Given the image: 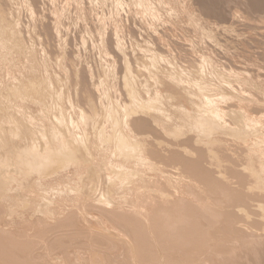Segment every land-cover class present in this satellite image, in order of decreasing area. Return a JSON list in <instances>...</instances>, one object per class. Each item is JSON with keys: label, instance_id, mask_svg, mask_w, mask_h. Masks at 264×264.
Masks as SVG:
<instances>
[{"label": "rangeland", "instance_id": "1", "mask_svg": "<svg viewBox=\"0 0 264 264\" xmlns=\"http://www.w3.org/2000/svg\"><path fill=\"white\" fill-rule=\"evenodd\" d=\"M73 2V4H71ZM237 11V12H236ZM236 13H237V15H236ZM141 14V16H139ZM237 16H238V18H237ZM141 17V18H140ZM0 18L2 19L1 21H0V56H1V64L3 63L4 65H5V67H6V69L4 70V65L2 66L1 64H0V83L2 82L3 84H4V86L7 88H5V87H0V104H3L4 106H6V108H8V109H6L5 107H4V110L3 111H0V113H1V115H0V120H1V118H3L0 122V134L2 135V133H5V135L7 134L6 133V130H8L9 129V127H11L10 129H12V127H13V129H15V131L17 132V135H18V130H19V135L16 137V135H15V137H16V139L13 137V145H12V148H15L16 147V149L17 150H19L20 151V149H21V151H22V149H25V147H26V145L27 146H29V144L31 143L30 141H31V138H30V136L26 133L27 132V130L25 131V129H26V127L28 128H30V123H28V121L30 120V119H32L34 116L36 117V119H38V122H37V124H35L34 122V124L32 125V123H31V128L30 129H32V130H38V131H36L38 134L40 133V132H44L45 133V131L47 130V132L46 133H48L47 135H49L50 133H51V130L49 129V127L51 128L52 126H51V120L54 118V119H56L55 121H57V122H55V124L56 125H58V127H59V130L60 131H64L65 132V130L63 129V127L62 126H64V124H66V123H68L69 122V120H71L72 122H74L75 124H76V128H74V129H70L71 130V132H73V131H75L76 132V134H75V132H74V134L76 135V137H77V139L78 140H82L83 141V139L84 138H87L88 140H87V147H88V151H89V153L91 154V160L93 161L94 159V164H93V166H96V164H97V168L96 167H94L95 169H96V171L98 172V178L100 179V184H101V186H100V184H99V180H97L95 183H93V184H91L90 186H88V187H90V190H92L91 191V194H90V196H87V195H85V196H87V199H84V198H82L84 195H79V197H76L75 195H73L74 193V191L75 192H77V188H79V183H77V185L78 186H75V183L76 182H78V180L81 178V176L83 177V178H85V174H84V172L85 171H80L81 172V175H79L80 173H76V174H78V175H74L73 173V170H72V166L73 165H71V166H69L68 167V169L67 170H69V173L66 175V174H63V177H64V175H65V177H67L68 179V181H69V178L71 177V181L73 182V180H72V178L74 179V185H72L71 184V181H70V184L72 185V187L70 186V184H69V182H68V184H69V187H68V190L70 189V191H72V195L70 194L71 192H69V191H65V189L67 190V186H65V185H63L62 184V182H67V180L66 179H59L58 181L56 180L57 178H55L56 176H57V174L55 175H51V177H48V178H46V180H44L43 179V176H42V174H39L40 176H41V178L40 177H38L39 175H38V173L37 174H32L31 176H28V177H26V180H25V178L24 177H22V178H24V179H21V178H19V179H21V180H19V181H15V183L13 182V183H11L12 185H10V186H8L9 188H8V192H7V197L6 198H8L9 197V195H11V197H9L8 199V201H10L11 200V198H13V201L15 200L14 198H16L17 197V200H15V201H17V203H18V205H14L13 206V211H12V213H7V216L8 217H6V216H4L3 217V220L5 221H7L6 222V226H7V228H6V226H5V228L3 227V229H4V231L6 230L7 232H8V230L10 231V232H12L14 235H16V236H22V235H25V237H28L29 239H30V242H32V241H34L35 240V230H34V228H33V231L32 230H28V228L29 229H31L30 228V226L28 227L27 226V224H24L25 223V221L26 222H29V223H34V221H40V219H43L44 218V222L43 221H40V222H42V223H45L46 224V222H47V224L48 223H50L51 225H53V226H56V228H57V231L59 230V229H61L62 231L63 230H66L65 232H67V234H70L69 233V230L68 229H70V228H72V230H73V232H72V230L70 229V231H71V233H74L75 231V234H77L78 233V231L79 232H81V233H79V234H81V235H83L82 236V238H78V237H76V236H80V235H75V234H71L73 237H76L75 239L71 236L70 238L71 239H73L72 241H71V244H73L74 243V240H75V242H76V244H75V246H74V244H73V246L74 247H76V246H80L81 244H82V242H83V240H84V244H85V241H86V244L88 243V245L86 246V248H84L83 249V247H84V244H82L83 246H78V247H76L77 249H79V248H81V249H83L84 251V254L86 253V251H87V253L84 255L83 254V252L82 251H79V250H77L76 248H74V247H71L70 248V246L67 248L68 250H69V248L70 249H72V251H73V253L75 254V253H79L78 255H83V256H81L82 258H86V257H90V255L92 254V248L94 247L95 248V246L97 247V246H100V247H98V248H100V250H102L101 249V247L103 248V249H105V250H103L102 252H106L107 254L109 253V254H111L112 256L114 255V254H116L117 253V251H118V253L117 254H121V252H122V250L124 249V247H125V249L126 248H132V246L131 245H134L135 244V242L136 241H138V240H136V238L135 239H133L134 237H131L132 238V240L134 241V240H136V241H134L133 243H132V240H131V238H129V236H127V234L125 233V232H127L128 230V232H130V230L132 229L131 228V225H130V229H128L129 227V225L127 226V227H125V225H123L124 223H123V221H122V225L123 226H120V227H122V229L121 228H119V227H117V231H115V229L114 228H116L115 226V224L113 225V224H111L112 222H111V217L112 216H110V213H111V215H114L117 211H119V212H122V213H119V212H117L116 214H117V217H120V218H123V217H121L124 213H128V211H130L129 212V214H127L126 213V217L129 215H132V211H133V213L134 214H137V213H139L140 211L137 209V207H135V206H133L134 207V209H131V208H133L132 207V203L134 202L133 201V199H132V195L131 194H129V192L128 191H126V188H124V186H126V185H128V186H126L127 187V190H129V191H131L132 189V187H133V183H132V181L129 179V183H128V181L125 183V184H118L117 182H116V177H114V173H117V171L118 170H121V169H117V167H119L118 165L119 164H121V163H119L118 164V161H117V159L115 160V162L117 161V163H115L114 161L112 162V161H109L108 159L110 158V160H113V159H115V158H117L114 154L112 155V153L111 152H114L113 150V147L110 145V147L109 148H107L106 146H109V145H107V143H105L104 145H105V147H104V145H102V143H99V141L100 142H102L101 140H104L105 139V137L106 136H108L109 135V132H107L108 130H107V128L109 127L108 125H111V121L110 120H108L107 119V114L106 113H108V109L109 110H111V109H113V108H118V109H120L119 111H120V113H121V110L124 108V106H128L130 109L132 108H135L136 106H139V104H140V102H143V101H152L153 103H154V100H156L155 101V107L156 108H158V109H160V113H157V112H155L156 110L155 109H152L151 111H150V113H148L147 115H145V114H141L142 116H145V118L146 119H144V118H142L141 116H140V113H136V114H133V115H130V116H128V118H124L123 119V121H122V124L123 123H129V121L130 120H132L128 125H130V126H133V131H137V130H139L140 132L141 131H143V129H144V131L143 132H141V133H147V131H149V133H153L152 135L151 134H146L145 136L147 137V139H149V141H151V142H148V143H146V144H148L147 146H148V148H149V150H150V148H151V151H154V152H159L160 150L158 149L159 147H160V149L162 148H164V151L161 149V154H163L164 155V158H167V159H161L162 157H163V155H161L160 154V152H159V157L157 156L156 158V160L158 161V158L160 159V160H162V162L161 163H166V161H168L169 162V164L168 163H166L167 165H170L171 163L170 162H172L173 163V161L172 160H174V162H179L180 160H181V158H183V160L185 161H183V164H185V163H187V162H190V163H188L189 165H186V169L188 168L187 166H191L190 168H188L186 171L187 172H189V169L191 170V172H190V174L191 173H193V171H194V174H193V176L194 177H196L197 176V174L198 173H195V172H199L198 171V169H197V167L200 165V161L198 162V160H200V159H202L201 160V163H202V161L204 162V161H207V159L206 158H204V160H203V156H204V154H203V152H204V150L201 148V146L204 148V146L203 145H201V146H199V147H197L196 148V150H193V149H195V146H193V147H191V148H188V150H192L191 152H193L194 151V153H191V154H184V155H188L189 156V159H193V162L195 161V159H194V157H196L198 160L196 161V164H195V162H194V164H195V168L196 169H193L194 168V166H192L193 165V162L191 161V160H189L187 157L185 158V156L183 157L182 155H183V153L180 151V149H178V148H175L174 147V150H175V152H177L178 150H179V152H177L176 153V155H178V153H180L181 152V154H179V156H176V157H174L175 155H173V154H175V152L174 151H172V149H173V146L171 147V146H169V144L171 145V144H173L174 142H175V140H177L176 141V143L177 142H182V140L184 139V140H186V139H188V137H189V139L190 138H193L194 137V135H197V132L192 128V127H190L189 126V124L188 123H186V118L191 122V117L194 115V111H197V108L199 107V106H202V97L204 96V97H206V98H208L209 100H211L212 99V101H215V103L218 105H216L217 107H218V110L219 111H222V116H225V117H227L228 118V120H227V118L225 119L224 117V120H223V118L221 119V123H220V125L223 123L224 125H221V126H223L222 128H223V130H219L218 129V131L215 133V134H213L212 135V138H216L217 139V137L216 136H218V139H217V141L219 142V138H220V142L221 143H226V141H227V144H229V143H232V144H229L228 146H227V144L225 145V144H221V146H220V143H218L217 142V145H216V143L215 144H213V148H220V149H218V151H217V149H213L212 148V151L213 152H216V154H217V152H218V154H220L221 155V158L224 160H221L222 162H224V163H222L221 161H220V155L218 156V154H217V157L218 158H220L218 161H220L221 163H222V165H219L220 163H217V160H216V162H215V164L217 165H219V167L220 166H224L223 164H225V162L227 163V166H226V164H225V167L224 168H226V167H228L227 169H225L224 171L226 172V173H224L223 171H221L222 169H224L223 167H222V169H221V167H220V169L221 170H218V167L217 166H215V167H217L216 169H215V167H214V165L215 164H209L210 162L209 161H207L208 163V166L209 165H211V166H213L214 167V169L213 168H211V166L209 167L210 169H212V171L213 170H215V172H217V171H219L218 172V175H217V173H215L214 171V173L213 172H209V171H211L210 169H206V162H204V164H205V166L203 165V167L205 168H203V170H202V168H199V169H201L200 170V173L198 174L199 175V177H202V176H204V179L206 178L205 176H207V177H210L209 179H205L207 182V184L209 185V183L211 182V184L212 185H214V184H216L215 185V187L217 188V186H218V188H219V186L221 187V185H222V188L223 189H225L224 190V192L226 191V193L225 194H228V192H230L229 193V195H223V198H224V200H220V199H222V195H221V193L217 190V189H215V188H213V186H212V189L211 190H213V189H215L216 191H217V193L219 194V196L220 197H218L217 195V193H216V191H215V193H214V195H213V193H209L208 192V194H203V191H204V193H206L207 191H208V189L204 186L203 187V189L204 188H206V192H205V190H203V189H199L200 187H197L198 185H200L199 183L196 185V184H194L196 187H197V189L198 190H195L194 189V187L193 186H191V188H190V191H188V192H190L188 195H192L193 196V192H194V194L197 196V194H198V196H197V198H200V199H203V200H205V198H208L207 199V201H210V202H206V207L208 206V208H204L202 211H204V210H206V211H204L203 212V214L205 213V217L207 216V214L209 215V214H211V215H209L210 216V218L208 219L207 217L206 218H204V216H202V218H203V220H202V218H201V221L199 220L198 221V223H202V225H204V226H206L205 224H203V221L204 222H206L207 223V221H205L204 219H207L208 220V222H209V220H211V218H212V220L214 219H216V216H217V219L216 220H218V218H220L221 217V219H219L218 220V222H216V220L214 221L215 222V224L216 223H219V225L221 224V223H223L224 222V219L225 218H228V219H225V220H228L227 222L225 221L222 225H218V224H214L213 223V221L211 220L210 222H209V224L207 225V226H210L211 227V231H210V227H208L207 228V226L206 227H203L205 230H207V229H209V230H207V233L209 232V233H212L213 235L215 234V232L217 233V235H218V233H219V235L220 236H223L222 237V239H223V241H225L226 240V244L228 245V248H229V245H230V247L232 246V248H233V246H236V242L233 240L232 242L229 240V238H231V237H233V236H236V234L237 233H239V234H237V236L236 237H239V235H240V238L238 239V238H236V237H234V239H236V241H237V239L238 240H240L241 241V239H242V241L240 242V244L242 245V243H243V245L244 244H246L247 242V244L249 245L250 243L252 244V242H250L249 241V237H248V235L247 234H250L252 237V239H253V235L254 234H252V233H255V235L254 236H260V237H258V241L257 242H255V245H249V248H246V246H247V244L244 246L247 250H249L250 252L252 251V252H255V254L256 253H258V254H256V255H258L257 256V258L256 259H254V260H259V254H261L260 256V258L263 260L264 259V255H262V254H264L263 252H264V250H262V249H264V224H263V222H264V218H262V217H264V216H262V217H260V215L261 214H259V215H257L256 213H257V211H258V209H260V206H261V209H262V207H263V209L262 210H264V204H263V201H264V193H260L259 195L257 194L258 192H261L260 190H262L263 188H262V186H260V188H262V189H260V190H258L257 191V189L256 188H258V187H252V185L250 186L251 187V190H252V188H255L256 190H252V191H254L253 192V194H251L252 193V191L250 192V191H248V190H246L245 188H250L249 187V183L247 184V182H249L248 180L246 181V179H247V176L248 175H250V174H246L245 176L246 177H244L243 176V174L246 172V173H248V171H249V169L247 168V167H249L248 165H247V169H245V172H244V166H245V164L243 163V161L245 160V159H247L248 160V158H249V160L248 161H251V160H253V164L255 165L254 167H256V168H258L256 165L259 163V162H261L262 161V159L264 160V157L261 159V157H259L258 156V153L257 152H245V151H247L246 150V148L248 149L249 147H248V145L251 143L250 141H254L255 139L256 140H259V139H263V141H264V138H263V136H264V126H259V124H257L258 122L259 123H263V125H264V111H262V110H264V79H262V78H264V0H0ZM140 19H142L141 21H140ZM201 20H203L204 22H201ZM163 21V24L161 23ZM177 23H176V22ZM247 21H249V22H247ZM251 22V23H250ZM159 23V24H158ZM165 23V24H164ZM179 23V24H178ZM167 24V25H166ZM157 25H159L160 27L159 28H161L162 29V31H161V35H162V37H164L167 41H163V38L162 37H160L159 36V34H160V29L159 30H157ZM163 25V26H162ZM144 27V29H146V31L147 30H149L148 32H146L145 30H143V28H139V27ZM146 26H150L149 28L148 27H146ZM7 27H9L10 29L9 30H11V34H9L10 35V40L9 41H12V40H18V41H16V42H19L18 44L21 46H19V49H16L15 47H13V48H15L16 50H18V56L17 55H15V49H13V53H12V55L14 54V56H12V55H10L11 54V52H12V46H13V44L12 43H10L9 41L5 44V45H2V39H3V35L5 34V31H6V28ZM154 27V28H156V30H154V29H152V28ZM170 27H171V30H170ZM184 27H186V28H184ZM189 27V28H188ZM188 28V29H187ZM193 28V29H192ZM137 29V30H136ZM141 30V31H138V30ZM154 30V33L153 32H151L152 30ZM169 30V32H168V30ZM186 29L188 30L187 32H186ZM136 30V31H135ZM191 30L193 31V32H191ZM156 31V32H155ZM177 31H178V33H177ZM125 32H127V33H125ZM138 32H141L142 34H144L146 37H144V35H142L141 33H138ZM144 32V33H143ZM153 33V34H156V33H158L157 35H153V34H151V33ZM164 32V33H163ZM168 33V35H167V33ZM134 33V34H133ZM136 33V34H135ZM138 33V34H137ZM149 33V35H150V37H149V35L147 36V34ZM166 33V34H165ZM175 33V34H174ZM193 33V34H192ZM198 33V34H197ZM163 34H165V35H163ZM169 34H171V35H169ZM133 35V36H132ZM139 35H141V36H139L141 39H138L139 37L138 36ZM191 35L193 36V37H191ZM132 36V37H131ZM135 36V37H134ZM157 36H158V39H159V41L157 40ZM177 36V37H176ZM181 36V37H180ZM189 36V37H188ZM149 37V38H148ZM168 37H169V41H168ZM198 37V38H197ZM201 37V38H200ZM151 38V39H150ZM153 38V39H152ZM193 38H195L194 40H193ZM136 39H138L137 41H136ZM145 39V40H144ZM146 39H149V42H150V44H152V46L148 43V41H146ZM203 39V40H202ZM144 40V41H143ZM151 40V41H150ZM152 40H154V42H152ZM189 40V41H188ZM196 40V41H195ZM140 41L141 42H143V43H140ZM150 45L149 47H151V49L148 47V44H145L146 42ZM155 41H157L158 43H156ZM191 41V42H190ZM162 42V43H161ZM167 43L168 42V44H165V43ZM154 43V44H153ZM194 43V44H193ZM11 46V49H10V47H9V45ZM12 44V45H11ZM157 44H160V46L159 45H157ZM163 44V46H161ZM171 44V45H170ZM193 46H192V45ZM137 45V46H136ZM139 45H140V48L138 49L137 47H139ZM141 45H142V47L143 48H141ZM165 45V46H164ZM170 47H169V46ZM190 45V46H189ZM6 46H8L7 48H8V50H7V48L6 49H4ZM154 46V47H153ZM168 47V49H170V50H167V47ZM161 47H163V48H161ZM24 49V51H23V49ZM31 48V49H30ZM154 48V49H153ZM22 49V50H21ZM28 49H30V50H28ZM32 49H33V51H32ZM141 49V50H140ZM144 49V50H143ZM145 49H146V52H148V54H149V56H150V54H151V52L154 54V53H156L157 54V56H156V54L155 55H151L150 57L148 56V55H146V52H143V51H145ZM160 49H162V52H161V50ZM165 49V50H164ZM172 49V50H171ZM208 49V50H207ZM210 49V50H209ZM6 50V51H5ZM10 50V51H9ZM21 50V51H20ZM29 51V53L30 54H28L27 52ZM207 50V51H206ZM7 51H9V52H7ZM22 52L23 54L21 55V53L20 52ZM25 51H27V52H25ZM159 51V52H158ZM170 51V52H169ZM205 51V52H204ZM4 52H6L7 54L5 55L4 54ZM25 52V53H24ZM34 52V53H33ZM143 53L142 55L140 54V53ZM150 52V53H149ZM167 52H169V54L171 55H168V53ZM174 52V53H173ZM206 52H208V53H206ZM214 52L216 53V54H214ZM32 53V54H31ZM159 53L160 54H162L161 55V57H159L160 55H159ZM174 55H173V54ZM179 53V54H178ZM185 54V56H184V54ZM205 53H206V56H207V58H206V56H205ZM211 53H213V54H211ZM218 53V54H217ZM3 54H4V56H3ZM9 54V55H8ZM22 56H20V55ZM25 54V58H27L28 59V61H26L24 58H23V55ZM140 54V55H139ZM145 54V55H144ZM178 54V55H177ZM181 54H183V55H181ZM208 54V55H207ZM29 55V56H28ZM31 55V56H30ZM36 55V56H35ZM186 55L188 56V58L186 57ZM191 57H190V56ZM193 55H194V57H193ZM211 55H212V57H211ZM214 55V56H213ZM219 55V56H218ZM226 55V56H225ZM14 57L13 58V60H14V62H12L11 60H12V58H11V60H9V61H11V63H12V69H13V67H14V69L12 70L11 69V65L9 64L10 62L8 61V58H10V57ZM15 56H17L18 58H20V59H24L25 60V64L23 63V59H22V61L21 60H19V62L21 63H23V65H22V63H21V65H18V64H20V63H18L17 64V60H15L16 58H15ZM146 56V57H145ZM166 56V57H165ZM179 56V57H178ZM181 56H183V57H181ZM198 56H201V57H203V56H205V58L207 59L206 61H200L202 58H200V57H198ZM223 56V57H222ZM7 57V58H6ZM29 57V58H28ZM32 57V58H31ZM142 57V58H141ZM155 57V58H154ZM171 59H169V58ZM184 57H186L185 58V60H184ZM227 57V58H226ZM236 59H235V58ZM5 60H4V59ZM141 58V59H140ZM168 58V59H167ZM172 58H174L173 60H172ZM177 60H176V59ZM180 58H183V59H180ZM191 58V59H190ZM204 57H203V59H205ZM210 58H212V59H210ZM215 58V59H214ZM217 58V59H216ZM224 58V59H223ZM152 59V61L150 62V60ZM166 59V60H165ZM195 59V60H194ZM197 59V60H196ZM208 59H210V60H208ZM226 59V60H225ZM233 59H234V61H233ZM4 60V61H3ZM39 60V61H38ZM145 60L147 61L146 63H145ZM175 60V61H174ZM180 60V61H179ZM184 60V61H183ZM187 60H189V61H187ZM194 60V61H193ZM215 62H214V61ZM225 62H224V61ZM228 60V61H227ZM3 61V62H2ZM16 61V62H15ZM30 61V62H29ZM123 61V62H122ZM139 61V62H138ZM159 61H163V64H162V62H159ZM166 61V62H165ZM168 61V62H167ZM169 61H171V62H169ZM174 61V62H173ZM178 61V62H177ZM212 62V64H214L215 66H214V68L212 67L213 65L210 63V62ZM219 62V63H217V62ZM223 61V62H222ZM238 61V62H237ZM6 62V63H5ZM27 62H29V64L27 63ZM42 62V63H41ZM47 62H48V64H47ZM153 62V63H152ZM175 62H177V64L175 63ZM185 62V63H184ZM187 62V63H186ZM195 62V63H194ZM196 62H197V64H198V62H199V64L197 65L196 64ZM205 62V65H203V63ZM209 62V63H208ZM226 62H227V64H226ZM242 62V64L243 65H241L240 63ZM14 63H16L18 66H16ZM32 63H34L33 65H32ZM123 65H122V64ZM165 63V64H164ZM172 63V64H171ZM178 63H183V64H178ZM189 63H190V65H189ZM195 65H194V64ZM217 63V64H216ZM230 63V64H229ZM235 63V64H234ZM237 63H239V64H237ZM250 63V64H249ZM37 64H39V65H37ZM45 64V65H44ZM125 64V65H124ZM153 64V65H152ZM155 64V65H154ZM184 64H186V66L184 65ZM202 66H201V65ZM208 64H210V65H208ZM220 64V65H219ZM223 64V65H222ZM10 67H9V66ZM25 65V66H24ZM43 65H44V68L45 69H43L42 67H43ZM50 65V66H49ZM182 65H184V66H182ZM187 65H188V67H191L192 68V66H193V68L191 69V68H188L187 67ZM218 65V66H217ZM22 67L21 69H22V72H20L21 71V69H20V67ZM40 67V69H39V67ZM123 66V67H122ZM127 66H129V69H127L128 67ZM139 66L142 68V70H141V68L140 69H138L139 68ZM153 66V67H152ZM197 66H200V67H197ZM205 66V67H204ZM211 66V67H210ZM229 67V69L227 68V67ZM243 66V67H242ZM2 67V68H1ZM9 67V68H8ZM25 69H24V68ZM30 67V68H29ZM49 67V68H48ZM157 67V69H155ZM218 67V68H217ZM222 67H224V68H222ZM236 67V68H235ZM257 67V68H256ZM17 68H18V70H17ZM27 68V69H26ZM136 68V69H135ZM161 68V69H160ZM180 68V69H179ZM186 68H188V69H186ZM206 68H207V70H208V72L210 71V70H212V68L215 70H212V71H214V72H216V73H214V72H212V71H210V73L208 74V72H206L205 70H206ZM210 68V69H209ZM220 68H222V70H220ZM233 68H234V70H233ZM241 68V69H240ZM244 70H243V69ZM253 68V69H252ZM255 68V69H254ZM3 69V70H2ZM36 70V72H35V70ZM38 69H39V71H38ZM50 71H49V70ZM126 69H127V71H129V73H130V80H131V84H133L132 86H133V92L138 96V99H139V101L137 102V103H134V104H131V105H129V100H128V98L126 97V95H125V92H124V90L122 91V89H123V76L125 75V72H126ZM135 69V70H134ZM144 69L145 70H147V71H149L147 74H146V72L144 73ZM185 69V70H184ZM192 71H191V70ZM198 69V70H197ZM199 69H201V70H199ZM218 69L220 70V71H218ZM236 69V70H235ZM239 69V70H238ZM260 69V70H259ZM11 70V71H10ZM20 70V71H19ZM28 70V71H27ZM45 70V71H44ZM47 70H48V72H47ZM180 70H182V71H180ZM188 70V71H187ZM193 70H195V71H193ZM203 70H204V72H203ZM225 70V71H224ZM230 70H231V72H230ZM258 70V71H257ZM1 71H2V75H1ZM3 71L4 72H6V73H3ZM9 71V72H8ZM19 73V74H17V72ZM38 71V72H37ZM43 71H44V73H43ZM123 71H124V73H123ZM134 71V72H133ZM142 71V72H141ZM152 71H155V72H152V73H154L153 74V76L151 75L152 73L151 72ZM173 71V72H172ZM197 71V72H196ZM238 71V72H237ZM242 71V72H241ZM246 71H248V72H246ZM11 72H12V74H11ZM16 72V74H14ZM31 72V73H30ZM42 72V73H41ZM172 72V73H171ZM180 72V73H179ZM195 72V73H194ZM203 72V73H202ZM229 75V77H228V75L226 74V73ZM241 72V73H240ZM252 72V73H251ZM23 73H26L27 75H25V74H23ZM30 75H29V74ZM40 73H41V77H40ZM50 73H51V75H52V73H53V75H52V78H53V80L57 77L58 79H56V80H54V81H57V83L58 84H56L54 81V84L55 85H53V83H52V78L51 79H48V78H50L51 76H50ZM117 73V74H116ZM123 73V74H122ZM143 75H142V74ZM149 73H150V75H149ZM168 73V74H167ZM213 73V75H215V76H211V74ZM218 73V74H217ZM233 76V78L234 79H232V77L230 76V74ZM234 73V74H233ZM236 73V74H235ZM243 73V74H242ZM260 73V74H259ZM9 74V75H8ZM14 74V75H13ZM32 74H34V76L32 75ZM43 74V75H42ZM48 74V75H47ZM121 74H122V76H121ZM139 74H140V77H139ZM145 74V75H144ZM156 74H158L157 76H155ZM161 74V75H160ZM170 74V75H169ZM179 74V75H178ZM191 74V75H190ZM197 75V77L195 78L194 76L195 75ZM204 74V75H203ZM255 74V75H254ZM5 75V76H4ZM25 75V76H24ZM33 77H32V76ZM39 75V76H38ZM59 77H58V76ZM117 75H118V77L120 78H118L117 77ZM148 75V76H147ZM160 75V76H159ZM163 75H165V76H163ZM166 75H168V78H167V80H166ZM172 75V76H171ZM183 75V76H182ZM208 75H209V77H208ZM217 75H219V77H220V75H221V77H220V79H219V77L217 78ZM225 76L224 78H223V76ZM227 75V76H226ZM241 75V76H240ZM251 75V76H250ZM22 76V77H21ZM32 77L33 79H39V80H41V79H44L45 80V78L44 77H46V81H49V82H47V84L49 85V87H50V89L51 90H54L55 89V87H58V89H57V91H56V89L54 90L55 91V93H57L56 95L58 96V98H60V100L58 101V102H55V98H54V100H53V98L52 99H50L49 101L47 100L46 101V103L44 104V103H32V102H29V101H23V102H16V101H13V102H11V101H9V99H5V98H7V96H6V93H4L5 91L7 92L8 91V88H12L13 86H15L18 82H21L22 80H26L27 78L26 77ZM38 76V77H37ZM44 76V77H43ZM48 76H50V77H48ZM63 76V77H62ZM137 76V77H136ZM161 76L162 77H164L163 79H161ZM171 76V77H170ZM175 76V77H174ZM199 76V77H198ZM234 76H238V77H240L241 79L239 80V78L238 77H234ZM254 76H256V77H254ZM262 76V77H261ZM7 77V78H6ZM11 79H10V78ZM19 77V78H18ZM30 77V78H31ZM48 77V78H47ZM148 77V78H147ZM187 77V78H186ZM212 77H214V79L212 78ZM215 77L218 79H216L217 81H219V82H221V83H219L218 82V84H216L217 83V81L215 80ZM18 78V79H17ZM23 78V79H22ZM60 78V79H59ZM61 78H62V81L61 82H59V80H61ZM146 78V79H145ZM151 78V79H150ZM172 78L173 79V81H172V79L170 80V79ZM228 78V79H227ZM238 78V84L236 83L237 81H236V79ZM244 78V79H243ZM253 78V79H252ZM4 79V80H3ZM14 79V80H13ZM17 79V80H16ZM21 79V80H20ZM63 79L65 80V81H63ZM154 79V80H153ZM159 79V80H158ZM184 79V80H183ZM188 79H189V81H188ZM195 79H197V80H195ZM211 79V80H210ZM213 79V80H212ZM223 79V80H222ZM231 79H232V81H231ZM9 81V82H7V81ZM11 80V81H10ZM16 80V81H15ZM18 80H20V81H18ZM101 80V81H100ZM103 80V81H102ZM121 80V81H120ZM135 80H137V82L135 81ZM142 82H141V81ZM164 80H166V81H168V82H166V81H164ZM182 80V81H181ZM193 81V82H191V81ZM226 80V81H225ZM12 81H13V85H12ZM119 81V82H118ZM143 81H145V82H143ZM170 81H171V83H170ZM175 81H177L176 83H175ZM181 83V82H183L182 84H180L179 82ZM185 81V82H184ZM188 81V82H187ZM194 81H196V82H194ZM209 81V82H208ZM211 81V82H210ZM214 81H216V82H214ZM225 81V82H224ZM233 81H235V82H233ZM241 81V82H240ZM62 82L63 83H65V84H62ZM141 82V83H140ZM164 82V83H163ZM240 82V83H239ZM0 84V86H3V84ZM8 83H9V85H8ZM51 83V84H50ZM121 83V84H120ZM138 83V84H137ZM163 83V84H162ZM186 83V84H185ZM193 83V84H192ZM199 83V85H198V87L196 88L195 87V84H198ZM203 83H204V85L206 86V87H208V88H213V86H214V88L213 89H208V88H206V89H204L205 88V86L203 85ZM223 83V84H222ZM224 83L226 84V86H224ZM255 83V84H254ZM259 83V84H258ZM60 84V85H59ZM76 84V85H75ZM137 84V85H136ZM187 84H190V85H187ZM201 84H202V86H203V88H202V86H201ZM213 84H215V85H213ZM221 84V87H219L218 85H220ZM237 84V85H236ZM11 85V86H10ZM57 85V86H56ZM62 85H63V87H62ZM64 85L66 86V87H64ZM188 87H187V86ZM7 86H9V87H7ZM223 86H224V89H225V91H224V89H223ZM228 86H230V88H232V89H230ZM232 86V87H231ZM255 86H256V88H255ZM258 86V87H257ZM49 87L47 86L46 88H48L49 89ZM142 87H144V88H142ZM179 87V88H178ZM186 87V88H185ZM191 87H194V88H191ZM215 87H217V88H215ZM219 87V88H218ZM228 87V89H230V90H228V89H226ZM237 87V88H236ZM1 88L4 90H1ZM62 88V89H61ZM139 88V89H138ZM171 88V89H170ZM190 88V89H189ZM202 88V89H201ZM6 89V90H5ZM136 89V90H135ZM142 89V90H141ZM154 89V90H153ZM179 89V90H178ZM217 89V90H216ZM234 89V90H233ZM259 89V90H258ZM263 89V90H262ZM45 90L46 89H44V92H45ZM50 90V91H51ZM62 90H64V93H66V95H63L64 93H63V91ZM65 90H67V92L65 91ZM173 90V91H172ZM195 90V91H194ZM197 90V91H196ZM201 90V91H200ZM205 90H207V91H210L211 93L213 92V90H214V92L211 94L210 92H207V91H205ZM236 90V91H235ZM141 91V92H140ZM153 93H152V92ZM156 91V93H154ZM166 91V92H165ZM179 91V92H178ZM217 91V92H216ZM221 91V92H220ZM227 91L228 92H230V93H227ZM235 93H234V92ZM240 93H238V92ZM3 92V93H2ZM123 92V93H122ZM139 92V93H138ZM145 92V93H144ZM170 92V93H169ZM233 92V93H232ZM60 93H62V94H60ZM202 93V94H201ZM203 93H204V95H203ZM206 93V94H205ZM3 94H5V95H3ZM97 94H98V96H97ZM140 94V95H139ZM143 94V95H142ZM157 95V97H156V95ZM160 95V97H159V95ZM164 94V95H163ZM171 94V95H170ZM237 94V95H236ZM245 94H246V97H245ZM2 95V96H1ZM62 95V96H61ZM168 95H170V96H168ZM196 95V96H195ZM213 95V96H212ZM215 95V96H214ZM242 96V98H241V96ZM65 96H66V98H65ZM105 96V97H104ZM140 96H141V98H140ZM165 96V97H164ZM183 96V97H182ZM218 96H220L222 99H223V101H222V99L221 98H219ZM237 96H239V97H237ZM249 96V97H248ZM2 97V98H1ZM152 97V98H151ZM176 97V98H175ZM200 97V98H199ZM203 97V98H204ZM216 97H218L217 99L219 100V102H217V100H216V98L214 99V98ZM230 97V98H229ZM244 97V98H243ZM248 97V98H247ZM6 100L5 102H4V99ZM96 98H97V101H96ZM163 98V99H162ZM166 98V99H165ZM181 98V99H180ZM183 98V99H182ZM227 98H229V99H227L228 100V102L226 101V99ZM246 98V100H249L250 102H247V101H245L244 99ZM63 99H65V102H64V100ZM85 99H87V103L85 102L86 100ZM89 99V100H88ZM103 99H104V101H103ZM125 99H127V100H125ZM168 99H171V100H168ZM186 99V100H185ZM240 99V100H239ZM3 100V101H2ZM118 100V101H117ZM221 100V101H220ZM262 100H263V102H262ZM90 101V102H89ZM121 101H123L124 103H122ZM150 101V102H151ZM160 101V102H159ZM165 101V102H164ZM168 103H167V102ZM191 101V102H190ZM243 101V102H242ZM252 101H254V102H252ZM9 102V103H8ZM125 102H127V103H125ZM159 102V103H158ZM182 102V103H181ZM197 102V103H196ZM222 102L224 103V104H222ZM239 102V103H238ZM241 102V103H240ZM262 102V103H261ZM5 103V104H4ZM6 103H8V104H6ZM32 103V104H31ZM70 103V104H69ZM119 103V104H118ZM158 103V104H157ZM170 103V104H169ZM187 103V104H186ZM189 103H191V105L189 104ZM229 103V104H228ZM234 103V104H233ZM248 103V104H247ZM11 104H13L12 106H11ZM66 104H68V105H66ZM92 104H98V106L96 105H92ZM106 104V105H105ZM110 104H111V106H110ZM123 106H122V105ZM157 104V105H156ZM167 104V105H166ZM182 104V105H181ZM185 104V105H184ZM3 105H1L0 106V108H2L3 107ZM7 105H10L11 106V108L13 109L14 107L16 108V110L17 111H12V109L10 108V106H8L7 107ZM24 105V106H23ZM38 105H40V106H38ZM66 105V106H65ZM89 105V106H88ZM107 105H108V107H107ZM173 105V106H172ZM193 105V106H192ZM195 105H199L197 108H196V106ZM225 105V106H224ZM228 105H230V108H231V110H232V112L234 113L233 115H232V113H230L231 112V110H227V109H229V106ZM85 106V107H84ZM91 106H92V108H91ZM104 106V107H103ZM164 106V107H163ZM195 106V107H194ZM233 106H235V107H233ZM237 106V107H236ZM259 106H260V108H259ZM17 107H19L18 109H17ZM41 107V108H40ZM42 107H44V108H42ZM55 107V108H54ZM66 107V108H65ZM80 107V108H79ZM170 107V108H169ZM180 107V108H179ZM193 107V108H192ZM233 107V108H232ZM239 107H241V109L239 108ZM11 110H10V109ZM23 110H22V109ZM51 110H50V109ZM69 108H70V110H69ZM75 108V109H74ZM90 108V109H89ZM97 108H98V110H99V112H97ZM105 108V109H104ZM183 108V109H182ZM184 108H186V109H184ZM224 108V109H223ZM243 108V109H242ZM253 108V109H252ZM258 108V109H257ZM22 110V112H21V110ZM25 109V110H24ZM55 109V110H54ZM84 109V110H83ZM89 110V112H88V110ZM104 109V110H103ZM127 109V108H126ZM162 109V110H161ZM181 109V110H180ZM191 109H193V110H191ZM226 109V110H225ZM234 109V110H233ZM237 109V110H236ZM241 111H240V110ZM250 109V110H249ZM262 109V110H261ZM7 112H6V111ZM11 111V112H9V111ZM39 110V111H38ZM75 110L77 111L76 113H75ZM237 112H236V111ZM239 110V111H238ZM242 110H244V111H246L245 113L247 114V115H245V113H244V111H242ZM258 110H260V111H258ZM4 111L6 112V113H4ZM20 111V112H19ZM51 113H50V112ZM55 111V112H54ZM57 111V112H56ZM164 111V112H163ZM180 111V112H179ZM187 111V112H186ZM192 111V112H191ZM227 111H230V112H227ZM251 111V112H250ZM255 111V112H254ZM8 112H9V114H8ZM13 112V113H12ZM14 112L16 113L15 114V116L17 115L18 117H14ZM17 112H19L20 114H17ZM26 112H28L29 114H30V116L31 117H29V118H27L28 119V121H26L27 119H25V118H22V114L24 113V117L26 116H29V114L28 113H26ZM70 112V113H69ZM79 112H80V115L81 114H84L85 112V116H86V120H81L80 119V116H78L79 115ZM101 112V113H100ZM235 112H236V116H234L235 115ZM253 112V113H252ZM259 112V113H258ZM263 114H262V113ZM11 113V114H10ZM22 113V114H21ZM31 113H33V115L31 114ZM47 113V114H46ZM53 113H55V114H53ZM57 113V114H56ZM76 115H75V114ZM89 113H91V116H90V114ZM99 113V114H98ZM122 113H123V111H122ZM189 115H188V114ZM196 113V112H195ZM225 113H226V115H225ZM241 113V115H239ZM244 113V114H243ZM250 113V114H249ZM257 115H256V114ZM4 114V115H3ZM8 114V115H7ZM13 114V115H12ZM101 114V115H100ZM162 114V115H161ZM183 114V115H182ZM187 114V115H186ZM243 114V115H242ZM7 115V116H6ZM20 115V116H19ZM48 115V116H47ZM52 115H54V116H52ZM92 115H93V117L94 118H92ZM139 115V116H138ZM164 115V116H163ZM190 115H191V117H190ZM249 115V116H248ZM254 115V116H253ZM261 115L263 116V117H261ZM9 116H13L12 117V121H16L17 123H23L22 121H24L23 119H25V123L24 124H17V125H15L14 123L15 122H12V121H10V119H11V117L9 118ZM33 116V117H32ZM47 116V117H46ZM58 117V118H56V117ZM69 116V117H68ZM77 116V117H76ZM138 116V117H137ZM165 116H168L169 117V119L168 120H165ZM248 117L247 118V120H246V118H243V117ZM8 117V118H7ZM22 118V120H21V118ZM41 117V118H40ZM42 117H44V118H42ZM51 117H53L52 119L50 118V120H49V118ZM75 117V118H74ZM135 117V118H134ZM137 117V118H136ZM236 118V117H238L237 118V124H231V122L230 121H232V119L233 118ZM254 119H253V118ZM257 117V118H256ZM7 119V121H6V119ZM15 118V119H14ZM20 118V119H19ZM39 118L41 119V122H42V127H41V123H40V120H39ZM48 119V122L46 123L45 121H47L46 119ZM91 118V119H90ZM130 118V119H129ZM142 118V119H141ZM159 118V119H158ZM244 119V121H245V123L247 122V121H249V120H251V121H253V120H256L257 119V121H255L256 122V125L255 126H259V128L258 127H256L255 128V130L253 131V130H249V129H247V128H249V126L247 127V125L248 124H244V122L242 121L243 119ZM14 119V120H13ZM16 119H18V120H16ZM33 119H35V118H33ZM54 119L52 120V125H53V127L55 128L56 127V129L58 130V127L56 126V125H54ZM73 119H75V120H73ZM80 119V120H79ZM103 119H104V121H103ZM133 119H135V122H134V120ZM137 119V120H136ZM139 119V120H138ZM150 119V120H149ZM259 119V120H258ZM260 119H263V120H260ZM46 123V124H44L43 125V121ZM142 120H143V122H142ZM146 121V123H145V121ZM152 120V121H151ZM155 120H156V122H155ZM230 120V121H229ZM6 121V122H5ZM31 121V120H30ZM29 121V122H30ZM33 121V120H32ZM31 121V122H32ZM82 121V122H81ZM97 121V122H96ZM109 121V122H108ZM137 121H138V123H137ZM139 121L144 125V127H147L148 129L147 130H145L146 128H144L143 127V125L141 126V124L139 123ZM182 121V122H181ZM242 121V122H241ZM26 122H27V126L25 125L26 124ZM35 122H36V120H35ZM90 122V123H89ZM94 122V123H93ZM134 122V123H133ZM151 122H153V125L151 124ZM159 124H158V123ZM169 122V123H168ZM173 122V123H172ZM174 122H175V124H177V125H181V127H180V129L179 130H177L178 132L176 133V136L172 133V132H174L173 131V129H174ZM226 122H227V124H226ZM254 122V123H255ZM10 123H12V124H10ZM59 123V124H58ZM61 123V124H60ZM80 123V124H79ZM96 123H98V125L96 124ZM135 123H137V124H135ZM179 123V124H178ZM239 123V124H238ZM6 124V125H5ZM8 124V125H7ZM9 124H10V126H9ZM14 124V126H16V127H14V126H12ZM91 124H93L92 126H94V124H95V127H96V130L97 131H100V129L102 130V132L103 133H96V131L94 130V134L92 133V134H90V129H91ZM133 124V125H132ZM146 124V125H145ZM151 124V125H150ZM24 125V126H23ZM34 125H35V128H34ZM36 125H38V126H36ZM60 125V126H59ZM81 125H83V127L81 126ZM108 127H107V126ZM136 125H137V127H136ZM139 125V126H138ZM150 127H149V126ZM155 125H156V128H157V130L155 129ZM226 125V126H225ZM231 125V126H230ZM238 125V126H237ZM244 125L246 126V127H244ZM19 126H20V128H19ZM26 126V127H25ZM45 126H49V127H46L45 128ZM105 126V127H104ZM130 126H129V129H131L130 128ZM233 126V127H232ZM235 126H236V129H235ZM3 127V128H2ZM37 127H40V128H37ZM61 127V128H60ZM139 127V128H138ZM140 127H142V128H140ZM239 127V128H238ZM242 127V128H241ZM19 128V129H18ZM22 128H23V130H22ZM43 128H45L44 130H42ZM49 130H48V129ZM78 128V129H77ZM98 128V129H97ZM110 128V127H109ZM108 128V129H109ZM151 128V129H150ZM225 128H229L230 129V131H227V130H224ZM260 128H261V130H260ZM4 129H5V131H4ZM12 129V130H13ZM21 129V130H20ZM82 129H83V131H82ZM135 129V130H134ZM141 129V130H140ZM150 129V130H149ZM152 129L154 130V131H152ZM164 129H167V130H164ZM193 129V130H192ZM243 131H242V130ZM1 130H3V132H1ZM52 130H53V128H52ZM105 130H107V131H105ZM110 130V129H109ZM241 131V132H243V138H240V137H238L236 134H235V131ZM261 132H260V131ZM263 130V131H262ZM14 131V130H13ZM15 131L13 132V133H15ZM21 131H25V133L29 136H27V138H26V136L24 137V135H25V133H23V132H21ZM34 131V132H35ZM49 131V132H48ZM155 131H157L156 133H157V136H159V134H161L162 133V136L160 137L159 136V138L158 137H156V140H158V141H162L163 142V139H160V138H167V139H165L166 141H164V145L166 146V144L171 148V150L169 149V148H166V147H168V146H164L163 145V143H161L160 144V146L158 147L157 145L155 146L154 144H152V141L155 139V137H154V135H156V133H155ZM160 131H162L161 133H160ZM247 131H249V132H247ZM259 131V132H258ZM40 133L38 136L40 137L39 139H38V137L37 138H33L32 140H34V139H37L36 141H37V143L39 144L40 143V141H41V136H44V137H46V135H44V133ZM79 132V133H78ZM23 133V134H22ZM37 133H35V134H37ZM45 133V134H46ZM65 133H67V131L65 132ZM78 133V134H77ZM81 133V134H80ZM135 133L136 132H133L132 134H134L135 135ZM138 133V134H137ZM136 133V135L138 136V138L140 139V137H139V132H137ZM159 133V134H158ZM188 133V134H187ZM194 133V135L192 136L191 134H193ZM258 133H260V134H258ZM261 133H263L262 134V136H261ZM16 134V133H15ZM72 134V133H71ZM226 134V135H225ZM23 135V136H22ZM90 135V136H89ZM149 135H151L150 136V138H152V139H150V138H148V136ZM185 135V136H184ZM230 137H229V136ZM247 135V136H246ZM258 135V136H257ZM19 136H21L22 137V139H23V137H24V141L23 140H20V138L21 137H19ZM37 136V135H36ZM35 136V137H36ZM66 136H69L68 134H66ZM65 136V137H66ZM224 138H223V137ZM227 136V137H226ZM255 136V137H254ZM84 137V138H83ZM89 137V138H88ZM98 137L100 138V139H98ZM226 137V138H225ZM17 138H18V140H20L19 142H17L18 140H17ZM25 138H26V140H25ZM29 138V139H28ZM49 138V139H48ZM46 137V140H47V142L49 141V140H53L52 138H51V136L49 135V137ZM51 138V139H50ZM68 138V137H67ZM179 138H180V140H179ZM223 138V139H222ZM232 138V139H231ZM234 138H235V140H234ZM237 138V139H236ZM247 138V139H246ZM259 138V139H258ZM27 139H28V142H27ZM137 139V138H136ZM229 139V140H228ZM231 139V140H230ZM17 140V141H16ZM30 140V141H29ZM38 140H40V141H38ZM45 140V141H46ZM94 140V141H93ZM99 140V141H98ZM132 140H135V138L133 139L132 138ZM154 141L153 143H155V142H157V141ZM168 140V141H167ZM169 140H170V142H169ZM172 140H174V141H172ZM238 141V143H239V141H240V143L238 144V145H243V146H238L237 145V141ZM244 140V141H243ZM246 140V141H245ZM15 141V142H14ZM146 142L148 141V140H145ZM230 141V142H229ZM17 142V143H16ZM26 143V145L24 144V143ZM30 142V143H29ZM44 142V141H43ZM42 141H41V144L43 143ZM50 142V141H49ZM52 142H56L55 140H53ZM135 142V141H134ZM167 142V143H166ZM173 142V143H172ZM234 142H236V144L234 143ZM242 142V143H241ZM245 142V143H244ZM51 143V142H50ZM49 143V144H50ZM93 143V144H92ZM109 143V142H108ZM149 143H150V145H149ZM166 143V144H165ZM16 144V145H15ZM18 144V145H17ZM40 144V145H41ZM91 144V145H90ZM97 144V145H96ZM102 146H101V145ZM175 144V143H174ZM200 144V143H199ZM233 144H235L237 147H235ZM244 144H245V146H246V148H245V151H244ZM22 147V148H19L20 146ZM23 145H25V147H23ZM93 145H95V146H93ZM154 145V146H153ZM189 145H190V143H189ZM223 145V146H222ZM233 147H232V146ZM15 146V147H14ZM217 146V147H216ZM219 146V147H218ZM227 146V147H230V148H225V147ZM104 147V148H103ZM154 147V148H153ZM158 147V148H157ZM223 147V149L221 150V148ZM231 147H232V151H231ZM238 148L237 149V151H236V149L235 148ZM242 147V148H241ZM252 147V146H251ZM19 148V149H18ZM145 146H144V149H143V151H146L145 150ZM155 148H157V150H155ZM198 148H200V149H198ZM106 149V150H105ZM109 149H110V151H109ZM147 149V148H146ZM154 149V150H153ZM166 149H168L169 151L167 152V150ZM205 149V148H204ZM228 150L229 151V149H230V151L232 152L231 154L233 155V153L235 152H239L238 154H236L235 155V153H234V155L237 157V158H235V156H231V154L228 152H226V151H223V150ZM241 149H243V150H241ZM99 150H100V152H99ZM101 150L104 152L105 151V153L108 151V152H110L111 153V156H110V154L109 153H106V155L105 154H103V152H101ZM149 150H147L146 152H143V153H148V151ZM177 150V151H176ZM199 150V152L201 151L202 153H199V152H197ZM203 150V151H202ZM233 150H235V151H233ZM239 150V151H238ZM98 153H97V152ZM165 151H166V154L167 153H169L170 152V154H168V155H166L165 154ZM196 151V152H195ZM219 151H223V153H226V154H224V155H226V156H228V158H226V156L225 157H223L222 155V152H219ZM243 153H245V156H244V154H242L241 152ZM248 151H249V149H248ZM251 151V150H250ZM189 152V151H188ZM190 153V152H189ZM197 155H196V154ZM255 153V154H254ZM107 154H109V156L107 157ZM155 154H158V153H155ZM194 154V157L193 158H190L191 156L190 155H193ZM200 154L202 155V157L200 156ZM228 154H230V155H228ZM239 154H241V155H243V156H241V155H239ZM249 156V154L252 156L253 154V156H252V159H251V156H247V155ZM257 154V155H256ZM99 156V157H97V156ZM101 155V156H100ZM103 155V156H102ZM171 155H173V156H171ZM198 155H199V157H198ZM162 156V157H161ZM166 156V157H165ZM168 156V157H167ZM181 156V157H180ZM240 156H241V158L243 157V158H245V159H240ZM254 156H255V159H254ZM256 156H258L257 157V160H258V158L261 160V161H255L256 160ZM102 157H104V158H102ZM105 157H106V160H104L105 159ZM170 157H171V161H170ZM172 157H174V158H172ZM201 157V158H200ZM231 157H232V159H231ZM177 158H180V160H178ZM200 158V159H199ZM225 158V159H224ZM102 159V160H101ZM119 159V158H118ZM187 159V160H186ZM206 159V160H205ZM228 159V160H227ZM231 159V160H230ZM234 159V160H233ZM104 160V161H103ZM159 160V161H160ZM226 160V161H225ZM235 160H240V161H238V162H235ZM243 160V161H242ZM96 161V162H95ZM105 161H106V163H105ZM107 161H109V162H111V164L109 165V164H107V163H109V162H107ZM158 161V162H159ZM165 161V162H164ZM187 161V162H186ZM231 162V163H228V162ZM237 164V165H239V166H237V170L235 169L234 170V168L232 167V166H235L236 167V165H235V163ZM242 161V164L240 165V164H238L239 162H241ZM120 162V161H119ZM233 162V163H232ZM245 162H247L246 160H245ZM257 162V163H256ZM113 163H115V164H113ZM192 163V164H191ZM251 163H252V161H251ZM165 164V165H166ZM203 164V163H202ZM228 164H232L231 166H229ZM247 164V163H246ZM103 165V166H102ZM105 165V166H104ZM106 165H108L107 167H106ZM113 165H114V167H113ZM112 166V167H111ZM115 166H117V167H115ZM121 166V165H120ZM208 166H207V168H208ZM241 166H243L242 167V169H243V171H242V173H240V171H239V169L241 170ZM105 167V168H104ZM111 167V168H110ZM183 167H184V165H183ZM201 167H202V165H201ZM233 168V170H232V168ZM70 168V169H69ZM109 170H107V169ZM115 168V169H114ZM123 168V167H122ZM125 168V167H124ZM239 168V169H238ZM255 168V169H256ZM74 169V168H73ZM100 169V170H99ZM108 171V172H110V173H108V174H104V173H107L106 171ZM110 169H111V171H110ZM231 171H230V170ZM165 170V169H164ZM167 170H168V168H167ZM166 170V171H167ZM182 170V169H181ZM195 170H197V171H195ZM208 171V173H211V175H212V173H213V175L214 176H221V174H219L220 173V171H221V173H224L225 175H224V177H226V175H229V172H230V174H231V176L232 175H234V176H232L234 179H236V180H234L232 177H230V175L229 176H227V179L226 178H224L223 176V178H224V181L222 182L221 181V177H217V178H219L218 180H214L213 182H212V176H209L208 174H207V172L205 173V172H203V171ZM72 171V172H71ZM101 171V172H100ZM103 171H105L104 173H103ZM170 171V172H169ZM167 173H170L171 175H175V173H179V172H176L175 171V173H173L174 171H173V169L171 170H169ZM185 170H184V172L185 173H187ZM233 171V172H232ZM202 172H203V174H202ZM236 172V173H235ZM239 174H238V173ZM250 172V171H249ZM65 173V172H64ZM173 173V174H172ZM12 174V173H11ZM195 174H196V176H195ZM242 174V175H241ZM34 175H36V176H34ZM105 175H109L108 177H110L111 175V177L110 178H108V177H106ZM188 175V174H187ZM239 175V176H238ZM241 175V176H240ZM74 176V177H73ZM79 178H78V177ZM188 176H192V175H188ZM193 176H192V178H193ZM213 176V179L215 178ZM37 177V178H36ZM104 177V178H103ZM172 177V176H171ZM239 177V178H238ZM243 179H242V178ZM39 178V179H38ZM54 178V179H53ZM78 178V179H77ZM106 178V179H105ZM145 178V177H144ZM147 178V177H146ZM153 178H154V176H153ZM197 178V177H196ZM229 178H232V180L233 181H235L234 182V185H236L235 187H237V185H238V187H240V186H243L244 188H242V187H240V189H238V190H236V189H234L235 187H234V185L233 184H231V183H233L232 182V180L231 179H229ZM238 178V179H237ZM245 178V179H244ZM249 178V177H248ZM263 178H264V175H263ZM36 179V182L34 181ZM37 179H38V181H37ZM41 179V180H40ZM50 179V180H49ZM76 179V180H75ZM109 179V180H108ZM136 178H134V180H135ZM231 180V185L233 186V187H231V189L233 188L234 190H235V192H237L236 194H232V193H234V191L233 190H231V189H229V187H227V189H226V187L225 186H230V184L228 183V182H226V184H229V185H225V181L226 180ZM240 179H242L243 180V183L240 185ZM24 182H23V181ZM40 180V181H39ZM61 180H63V181H61ZM106 180H108V181H106ZM115 180V181H114ZM133 180V181H134ZM241 180V181H242ZM250 180V184H254V182H253V180H251V178L249 179ZM264 180V179H263ZM27 181V182H26ZM43 181H45V182H43ZM48 183H47V182ZM50 181V182H49ZM53 181V182H52ZM54 181L56 182L55 184L57 185V183H59V184H61L59 187L61 188H63L64 187V190L62 191V190H60V188L59 189H56V185L54 184ZM120 181V180H119ZM210 181V182H209ZM216 181V182H215ZM217 181H221L220 183L219 182H217ZM237 181V182H236ZM18 182H20V185H19V183ZM34 182L35 183H37V186L39 185L40 186V183H41V186L40 187H42L43 185H45L46 183L48 184V185H45L44 187L45 188H43V192H42V194H41V192H39L38 191V189H36L37 188V186L36 185H34ZM38 182H40L39 184H38ZM215 182V183H214ZM246 182V183H245ZM253 182V183H252ZM264 182V181H263ZM49 183H51L50 185L52 186V184H53V186H54V189H55V191L54 192H52L53 191V188L51 187V191H48V193H50L49 195H48V193L46 194V192H47V190H50V188L48 189V187H50L49 186ZM122 183V182H121ZM124 183V182H123ZM196 183V182H195ZM217 183H218V185H217ZM238 183V184H237ZM261 183V182H260ZM259 183V184H260ZM17 184V185H16ZM66 185H68L67 183H65ZM112 184H115L116 186H118V190L119 191H117V188H114V186L112 185ZM118 184V185H117ZM202 185H200L201 186V188H202V186H203V183H201ZM221 184V185H220ZM248 186H246V185ZM258 184V185H259ZM264 184V183H263ZM262 184V185H263ZM14 185V186H13ZM63 185V186H62ZM98 185V186H97ZM225 185V186H224ZM240 185V186H239ZM255 185V184H254ZM21 188H20V187ZM36 186V187H35ZM39 186H38V188H39ZM48 186V187H47ZM76 187V190H74L75 188L74 187ZM105 186V187H104ZM122 187V188H124L125 189V191H124V189H122L121 188V192H120V187ZM246 186V187H245ZM256 186V185H255ZM18 187V188H17ZM35 187V188H34ZM98 187H99V189H98ZM102 187V188H101ZM110 187H112V188H110ZM15 188H16V190H15ZM46 188H47V190H46ZM58 188V187H57ZM130 188V189H129ZM210 188V187H209ZM27 189H29V190H32V189H34V190H32V192L34 191V193H35V191H36V193H35V195L31 192V193H29L30 191L29 190H27ZM44 189L46 190L45 192H44ZM98 189V190H97ZM101 189V190H100ZM111 189H112V191H111ZM189 189V188H188ZM195 191H194V190ZM221 189V188H220ZM219 189V190H220ZM241 189H242V191L244 190V191H248L249 192V194L247 193L246 194V192H244L243 191V193H242V191H241ZM40 190H42V189H40ZM59 190H60V193H57V191L59 192ZM193 190V191H192ZM203 190V191H202ZM240 190V192H238ZM250 190V189H249ZM37 191L39 192L38 194H37ZM124 191V192H123ZM192 191V192H191ZM198 191H199V193H198ZM231 191H233V192H231ZM257 191V193H255ZM263 192H264V189L262 190ZM26 192V193H25ZM69 192V194H67ZM94 192V193H93ZM120 193L121 195H119V193L117 194V196L115 195L116 193ZM197 192V193H196ZM201 192H202V195H200L201 194ZM8 193H10V194H8ZM54 193H57V196L54 194ZM107 193V194H106ZM115 193V194H114ZM122 193H124V195L122 196ZM127 194V196H126V194ZM131 193V192H130ZM40 194V195H39ZM46 194V195H45ZM60 194V195H59ZM62 194V195H61ZM128 194H129V197H128ZM217 194V195H216ZM231 194V195H230ZM241 194H246L247 195V197H248V195L250 196V197H246V199H253L254 201H256L257 202V200H258V202H260L261 203V205H260V203H259V205H256V204H254L255 202L251 199V200H249V202H245V197L244 196H241ZM256 194V195H255ZM26 195H28V196H26ZM33 195V196H32ZM38 195H39V200H41L42 199V201L43 202H40V201H38V199H37V197H38ZM107 195H109V196H107ZM119 195V196H118ZM131 195V196H130ZM209 195H211L210 196V199H209V197L208 196ZM216 195V196H215ZM235 195V196H234ZM245 195V196H246ZM12 196H14V197H12ZM30 196V197H29ZM31 196H32V198L33 199H31ZM41 196V197H40ZM52 196H54V197H52ZM60 196V197H59ZM64 196H71V197H73L74 196V200H75V202H73V200L71 199V198H69L70 199V203L72 202V207H70L69 205H67V202H68V199L66 200L65 198L66 197H64ZM81 196V197H80ZM96 196V197H95ZM114 196H116V197H114ZM206 196V197H205ZM215 198H214V197ZM226 198H225V197ZM229 196H231L230 198H229ZM232 196H234L235 197V199H234V197H232ZM259 196V197H258ZM262 196V197H261ZM27 197V198H26ZM63 197V198H62ZM98 197V198H97ZM122 197H124L123 199L125 200V201H123V203H122V200L120 199V198H122ZM128 197V198H127ZM189 197V198H188ZM187 198H186V200L185 201H187V203H192V201H191V199L190 198H192L191 196H188ZM212 197H213V200H216L215 202L214 201H212ZM236 197H237V199L238 200H236ZM243 197V198H242ZM261 197V198H260ZM34 198H35V200H34ZM58 198H60V199H58ZM61 198L62 199H65V201H67L66 203H65V201L64 200H61ZM76 198V199H75ZM77 198H79V202H81V203H79V202H77ZM81 198V199H80ZM90 198V199H89ZM173 198V197H172ZM218 198H220V199H218ZM232 198V199H231ZM26 199H28V200H26ZM83 199H84V202L83 203H85V202H87V203H85V204H83L82 205V201H83ZM99 201H98V200ZM111 201H110V200ZM128 199V200H127ZM233 199L234 200H236V204L234 203V202H231V201H233ZM24 200V201H23ZM56 200V201H55ZM72 200V201H71ZM89 202H88V201ZM91 200V201H90ZM93 200H94V202L95 203H97L98 202V204H97V206L99 207H97L96 206V204L94 205H91V203H93ZM96 200H97V202H96ZM108 200V201H107ZM115 200H117V202L115 201ZM121 200V201H120ZM171 201L173 200V199H170ZM169 200V201H170ZM230 200V201H229ZM239 200H242V202H244V203H242V204H239L240 202H237V201H239ZM248 200H246V201H248ZM260 200V201H259ZM26 201H28V202H26ZM29 201H31V202H29ZM35 201H37L38 202V205L39 206H37V202H35ZM64 201V202H63ZM113 201V202H112ZM119 201V202H118ZM185 201H184V203H185ZM191 201V202H190ZM220 203H219V202ZM250 201H253L252 202V204H254L253 206L251 205V202ZM35 204H34V203ZM78 203L77 204V206L75 205H73L74 203ZM91 202V203H90ZM109 203L110 204V202H111V206L109 205L108 207L109 208H111L110 210H112V211H110V210H108L109 208H107V205L108 204H105V203ZM213 202L214 203H216V202H218V203H216V204H213ZM225 202H228V203H225ZM231 203V205H234V206H230V203ZM257 202V203H258ZM16 203V204H17ZM40 203V204H39ZM65 204V206H66V208H65V206H64V204ZM89 203H90V205L91 206H95V208H94V210H95V212H94V210H93V208H92V210H93V212H92V210H91V207H90V210H88L87 211V207L89 206ZM122 203V204H121ZM130 203V204H129ZM197 203V204H196ZM207 203H210V205L209 204H207ZM223 204L221 207H219V208H217L218 207V205L219 204ZM234 203V204H233ZM237 203L239 204L238 206H236L235 207V205H237ZM14 204H15V202H14ZM21 204V205H20ZM24 204V206L22 207V205ZM61 204H63V207H61L62 205ZM88 204V206H86ZM101 204H102V207L103 206H105L106 205V207L105 208H107L106 209V213L107 212H110L109 213V215L108 214H106L105 213V211H103L107 216H108V218L106 217V215L105 216H102V215H104V213H100L101 211H102V209H104L105 210V208L103 207L102 209H101ZM103 204H105V205H103ZM132 204V205H131ZM192 204H194V201H193V203ZM195 204L196 205H198V201H196L195 202ZM229 204V205H228ZM247 204V205H246ZM31 205H35V207L37 208H35V207H33V206H31ZM82 205V206H85V208L84 207H82V209H81V207L80 206ZM114 205V206H113ZM118 205V206H117ZM127 205H129V207H131V208H129ZM213 205L214 206H217V207H213ZM226 205V206H225ZM247 206V207H244V206ZM254 208V211L256 212V213H254V211L252 210L253 208L251 207V206ZM73 206L75 207V209L73 208ZM124 206V207H123ZM243 206V207H242ZM256 206L258 207V209L256 208ZM19 207V208H18ZM40 207V208H39ZM43 207V208H42ZM49 207H50V209H49ZM69 207L71 208V211H70V209H69ZM113 207H115V208H113ZM199 207V206H198ZM209 207L211 208V207H213V211L215 210V209H217V211H216V214H215V216H213L214 215V212L213 211H211V209H209ZM224 207H226V209H229V212H226L225 210H224ZM227 207H229V208H227ZM231 207V208H230ZM236 208V210H234V208ZM241 207V208H240ZM249 207V208H248ZM16 208H18V209H16ZM36 209V212H34L35 211V209ZM67 208L69 209V210H67ZM74 210H73V209ZM76 208H78V210L76 209ZM83 208L86 210H84V214H83V211H82V216L80 215V213L79 212H81L80 210H83ZM124 208H126V209H124ZM129 210H128V209ZM221 208H223V210L226 212V213H224V212H221ZM237 208H240V210L239 209H237ZM242 208H244V211H247V213L246 212H241L242 213V215L243 216H241V214H237L238 213V211L240 212V211H242L243 209ZM249 209V211L248 210H246V209ZM252 208V209H251ZM14 209H15V211H14ZM31 209V210H30ZM32 209H34V210H32ZM39 209V210H38ZM57 209H59V211L57 210ZM66 209V210H65ZM89 209V208H88ZM97 209H99L98 211H99V213H97ZM114 209V210H113ZM126 210V212H123L122 210ZM135 209H137V211L135 210ZM207 209H209V210H207ZM242 209V210H241ZM256 209V210H255ZM18 210V211H17ZM43 210V211H42ZM49 210V211H48ZM60 210H61V213H60ZM75 210H77V211H75ZM116 210V212H113V211H115ZM222 210V211H223ZM233 210H234V212H233ZM28 211V212H27ZM32 212V213H30V212ZM37 211H40V214L39 215H41V214H44L45 215V213L47 214V215H45V216H41V217H39V215H35V213L37 214ZM55 211V212H54ZM73 211H74V213L76 212V214H77V212L79 213L77 216H76V214L75 215H73ZM208 211H211V212H213V214L212 213H209ZM236 211V212H235ZM260 211V210H259ZM13 212H14V214H15V216H14V214H13ZM43 212H45V213H43ZM50 212H52V214H54V215H52ZM56 212H58V216H57V213ZM71 212H72V214H71ZM87 212V213H86ZM90 212H92V213H90ZM112 212L114 213V214H112ZM220 212V213H219ZM234 213L235 214V217L237 216L238 217V219L239 220H237V217L236 218H234L233 217V215H231L232 213ZM250 212V213H249ZM260 212H263L262 213V215L264 214V211H260ZM16 213H18L19 215L21 214L22 216H18V217H16L17 216V214ZM39 213V212H38ZM60 213V214H59ZM68 213H69V215H68ZM230 213V214H229ZM253 215H252V214ZM259 213V212H258ZM11 215H13V217L14 218H12V216H11V218H10V216ZM27 216H25V215ZM63 214V216H62V218H64V216L67 218V216L66 215H68V216H71L70 218L68 217V219H63V221L65 222V220H67V222H63L62 221V218H60L59 217V215H62ZM85 214H87V218L89 219H85L84 220V218L86 217L85 216ZM116 214L114 215V216H116ZM120 214H122V215H120ZM203 214H201V215H203ZM220 214H221V216H220ZM229 214V216H227ZM249 214V215H248ZM33 215V216H32ZM51 215V216H50ZM138 215H140V214H138ZM138 215H137V217H138ZM225 215V216H224ZM238 215H240L241 217H239ZM246 215H248V216H246ZM251 215V217H249ZM254 215H256V216H254ZM38 216V217H37ZM53 216V217H52ZM92 216H94L93 218H92ZM102 216V217H101ZM113 216V217H114ZM125 216V215H124ZM224 216V217H223ZM244 216H246V218L248 219V221H247V219H244L243 217ZM25 218V221H24V223H22V222H20L21 223V225H20V223L18 222V221H21V220H19L20 218ZM35 217H37V218H35ZM75 217H77V221H76V219H74ZM84 217V218H83ZM107 219H106V218ZM109 217H110V221H109V223H108V219H109ZM132 217H135V216H132ZM231 217H233L234 219L232 220V221H230L232 218ZM251 218V219H249V218ZM253 217V218H252ZM254 217H257L258 218V220H256V223H255V219H257V218H254ZM259 217H260V219H262L261 221H262V224H261V222H260V220H259ZM5 218H7V219H9L10 218V220H7V219H5ZM15 218H17V219H15ZM28 220H27V219ZM29 218H31V220H29ZM47 218H48V220H47ZM53 218V219H52ZM71 218H73V221H72V219ZM90 218H92V219H94L93 220V223H92V220L90 219ZM97 218H99V219H97ZM103 218V219H102ZM125 218V217H124ZM128 218V217H127ZM131 218V217H130ZM141 218H142V220L144 219L145 220V218H143L142 216H141ZM140 218V219H141ZM224 218V219H223ZM230 218V219H229ZM13 219H14V221H13ZM52 219V220H51ZM61 219V220H60ZM69 219L72 221V222H74V223H72V224H74V227H75V224L77 225L76 227H75V229L72 227L73 225H71L70 224V226L69 227H67V229L66 228H64L66 225L65 224H69V222H71V221H69ZM82 219H83V221H82ZM95 219H97L98 221L100 220V221H102V220H104L105 222H100V224H99V222H97V220L95 221ZM106 219V220H105ZM132 219H134V218H132ZM137 219V218H136ZM139 219V218H138ZM139 219V220H140ZM46 220V221H45ZM57 220H59V222H61L63 225H64V227H62V224L61 223H59ZM79 220H80V222H79ZM87 220H88V222H89V224H87L88 222H87ZM126 220V219H125ZM142 220H140V222L142 223L143 222V224L145 225V224H147V220H145V222H144V220L142 221ZM242 220H245L244 221V223H243V221ZM251 220V221H250ZM10 221H12V222H10ZM53 221V222H52ZM69 221V222H68ZM223 221V222H222ZM233 221H235V222H233ZM250 221V222H249ZM257 221H258V223H257ZM9 222L11 223V224H9ZM16 223L17 224V226H16V224H14V223ZM56 222H58V226L57 225H54ZM97 224H96V223ZM221 222V223H220ZM235 224V223H239V224H235L234 226H231L232 224ZM243 223V224H241V223ZM251 223V224H249V223ZM79 223V224H78ZM95 223V224H94ZM101 223H102V225H101ZM197 223V224H198ZM225 223H228V225L229 224H231V225H229V227H228V225H224ZM246 223V224H245ZM14 224V225H13ZM22 224L24 225V227L26 226L27 227V230L22 226ZM43 225V227L44 228H46L45 230H48V228L47 227H45V226H49V228H51V225L50 224H46V225ZM57 224V223H56ZM82 224V225H81ZM85 224V225H84ZM99 224V225H98ZM105 224H106V226H105ZM212 226H211V225ZM213 224L215 225V226H217V227H215V226H213ZM248 224V225H247ZM14 226V227H11V226ZM20 225V226H19ZM59 225H61V227L62 228H60V226ZM79 225V226H78ZM88 225V226H87ZM95 225H98V226H95ZM111 225H113V226H111ZM259 225V226H258ZM260 225H263L261 228H263L262 230H260V229H258V227H260ZM8 226H10V227H8ZM23 227V230H18V229H22V227ZM92 226H94V227H92ZM102 226V227H101ZM136 226L137 225H135V227L134 228H136ZM218 226H219V230L217 231V229H218ZM237 226V227H236ZM251 226V227H250ZM253 226V227H252ZM258 226V227H257ZM43 227L40 229V231H42V229H43ZM59 227V228H58ZM83 228V230L84 231H82V228ZM85 227V228H84ZM101 227V228H100ZM107 227V228H106ZM110 227V228H109ZM111 227H113V228H111ZM127 228L128 230H126V229H124V228ZM220 227H221V229H222V227L224 228L223 230L226 232V235H221L222 233L223 234H225V232L223 231V230H221L220 229ZM227 227V228H226ZM230 227L231 228H233V227H236L237 228V230L236 229H231L232 230V234H231V230H229L230 229ZM238 227H239V229H238ZM241 227V228H240ZM242 227H243V230H242ZM257 229H255V228ZM12 228V230H10ZM37 228H38V226H37ZM55 228V229H56ZM78 228H79V230H78ZM109 228V229H108ZM212 228H214L213 230H212ZM15 229H17V230H15ZM25 229V230H24ZM52 229V231L51 232H53V231H55V230H53L54 228L52 227L51 228ZM81 229V230H80ZM89 229V230H88ZM99 229V230H98ZM102 229H107V232H109L108 234H112L111 236H113V237H111L110 236V238H113L112 240L113 241H115L114 242V244H116L114 247H112V249L114 248V249H120V250H117V251H115V253L113 252L114 250H109L107 247H105L104 248V245H93L92 243H91V241L93 242V240L92 239H90V237L92 238V236H93V239H94V235H96V233L97 232H99V233H97L98 234V236L99 235H104V234H106V236H109L108 234H107V232H106V230L104 231H102ZM126 230L125 232L124 231H122V232H119V231H121V230ZM203 229V230H204ZM229 231H228V230ZM44 230V229H43ZM44 230V231H45ZM60 230V231H61ZM75 230V231H74ZM91 230V231H90ZM98 230V231H97ZM114 231V233H113V231ZM239 230V231H238ZM242 230V231H241ZM31 233H29V232ZM32 231V232H31ZM39 231V232H40ZM43 231V232H44ZM59 231V232H60ZM61 231V232H62ZM97 231V232H96ZM222 231V232H221ZM235 231H237L236 232V234H234L233 232H235ZM241 231V232H240ZM260 231V232H259ZM20 232L21 233V235H18V233ZM24 232H25V234H24ZM26 232H28V233H26ZM34 232V233H33ZM64 232V231H63ZM62 232V233H63ZM64 232V233H65ZM91 232H93V233H91ZM104 232V233H103ZM120 233V234H117V233ZM124 232V233H123ZM127 232V233H128ZM17 233V234H16ZM85 233V234H84ZM229 233V234H228ZM243 233L245 234V236L243 235ZM247 233V234H246ZM257 233H258V235H257ZM261 233H263V234H261ZM28 234V235H27ZM50 234V233H49ZM52 234V233H51ZM87 234H89V236L87 235ZM125 234H126V237H125ZM211 234V235H212ZM31 235H32V237H34V239L31 237ZM86 235V236H85ZM124 235V236H123ZM231 235V236H230ZM31 238H30V237ZM51 236H53V235H51ZM88 236V237H87ZM115 236H116V238H115ZM118 236H120V237H118ZM215 236V235H214ZM229 236V237H228ZM24 237V236H23ZM23 237H20V239L19 240H25ZM81 237V236H80ZM84 237H86V238H89V239H86L85 240V238ZM128 237V239H126ZM219 237V236H218ZM227 237V238H226ZM244 237H247L248 239L246 240V238H244ZM256 237V238H257ZM22 238V239H21ZM27 238V241L25 240V241H22L23 243H26V242H28L29 243V239ZM77 238L79 239V241H81V243L77 240ZM119 238H121V239H123V241H122V243L124 242H127L129 239V241L130 242H127L128 243V245H127V243H125L126 245H124V243L123 244H121V247H123L122 248V250H121V247L119 246L120 245V243L118 242V241H116L117 239H119ZM125 238V239H124ZM215 238V237H214ZM116 239V240H115ZM216 239V241H218V242H216V241H212V243L210 242V241H208V243L206 242V243H204V246H206L207 244H208V247L211 249V247H212V244L214 245L215 243L217 244V243H223V244H221V245H219V244H217V245H219V246H213L214 248H218V249H214V248H212L215 252H217V250H218V252H224L225 251V249H226V247L227 246H225L226 244L223 242V241H219V239L216 237L215 238ZM245 239V240H244ZM78 241V243H77V241ZM120 240V239H119ZM125 240V241H124ZM127 240V241H126ZM230 242H229V241ZM251 240V239H250ZM254 240H255V238H254ZM253 240V241H254ZM89 241V242H88ZM120 242H121V240H120ZM234 242V243H233ZM239 241H237V243H238ZM246 242V243H245ZM80 243V244H79ZM89 243H90V245L92 246V248H87L88 246H90L89 245ZM129 243L131 244V245H129ZM254 243V242H253ZM78 244V245H77ZM210 244V245H209ZM233 244V245H232ZM241 245H240V247L237 245V249H239V248H241ZM44 246H45V243H44ZM43 246V247H44ZM116 246H119V247H116ZM126 246H129V247H126ZM221 246L223 247V246H225V247H223L222 248V250H220L219 251V249H221ZM251 246V247H250ZM46 247V246H45ZM44 247V248H45ZM116 247V248H115ZM207 247V248H208ZM243 247V250L245 249ZM248 247V246H247ZM106 248H107V250L108 251H110V252H108V251H106ZM235 248L236 247H234V253H235ZM40 249V248H39ZM61 249V248H60ZM60 249H58V248H56V249H53L54 250V252L57 250V251H59L60 252V254H59V252L57 253V251L55 252V255L54 254H52V256L51 255H47L48 254V251L50 252V254L52 253L51 251H53V250H48V249H42L43 251H41V253H43L44 252V255L46 256H44V259H45V261H47V260H50V262L48 261L47 263H54V264H64V261H63V259H62V255H61V251H60ZM80 249V250H81ZM124 249V250H125ZM245 249V250H246ZM86 250V251H85ZM91 250V251H90ZM240 250V249H239ZM238 250V251H239ZM243 250L241 249L240 250V254H238L237 252V254H238V256H240V257H242V258H238L237 257V255H236V253L234 254L237 258H238V260H237V258H235V261L237 260V264L238 263H240V262H242V261H246V260H248L249 258V261L250 260H253L252 258L253 257H255L254 255H249V257H248V259H244L245 257H247V256H245V254L247 255V254H249V252H247V253H245V252H243ZM70 251V250H69ZM77 251V252H76ZM121 251V252H120ZM211 251V250H210ZM39 251H37V253H38ZM46 252V253H45ZM53 252V253H54ZM91 252V254H89ZM124 252V251H123ZM122 252V253H123ZM73 253H72V255H73ZM81 253V254H80ZM114 253V254H113ZM244 254V257H243V254ZM250 254H254V253H250ZM54 255V256H53ZM56 255H58L59 256V258L61 257V259H59V258H57V259H59V260H57L55 257H58V256H56ZM71 255V257H74V256H76V254L75 255H73L72 256ZM234 255H232L233 257H235ZM79 256V259L81 258ZM85 256V257H84ZM121 256V255H120ZM253 256V257H252ZM115 257H119L118 255L116 256L115 255ZM231 257V256H230ZM232 257V260L234 259ZM252 257V258H251ZM76 258H78V257H76ZM75 258V259H76ZM53 259V260H52ZM56 259V260H55ZM72 259H74V258H72ZM84 259H82V260H84ZM87 259V258H86ZM231 259V258H230ZM242 259V261H240V260ZM52 260V261H51ZM253 260V261H254ZM44 261V260H43ZM59 261V262H58ZM79 260H75V263L76 262H78ZM260 261V260H259ZM230 262H232L231 260H230ZM233 262H234V260H233ZM248 262V261H247ZM251 262V261H250ZM258 262V261H257ZM256 262V263H257ZM261 262V263H260ZM259 263H257V264H264V263H262V262H264V261H260ZM44 263V262H43ZM47 263H44V264H47ZM235 263V262H234ZM233 263V264H234ZM255 263V262H254ZM77 264V263H76ZM231 264V263H230Z\"/></svg>", "mask_w": 264, "mask_h": 264}, {"label": "bare ground", "instance_id": "2", "mask_svg": "<svg viewBox=\"0 0 264 264\" xmlns=\"http://www.w3.org/2000/svg\"><path fill=\"white\" fill-rule=\"evenodd\" d=\"M181 1V0H180ZM237 1V0H236ZM71 4H73V2L71 3ZM237 12V11H236ZM236 15H237V13H236ZM139 16H141V14L139 15ZM142 17V16H141ZM140 17V18H141ZM237 18H238V16H237ZM2 19L0 18V21H1ZM142 19H140V21H141ZM176 22V21H175ZM201 22H204L203 20H201ZM247 22H249V21H247ZM162 24H163V21L161 22ZM177 23V22H176ZM251 23V22H250ZM159 24V23H158ZM165 24V23H164ZM179 24V23H178ZM167 25V24H166ZM163 26V25H162ZM146 27H148V26H146ZM150 27V26H149ZM148 27V28H149ZM160 26L159 25H157V30H159L160 29V34H159V36L160 37H162V35H161V31H162V27L161 28H159ZM139 28H143V30H145L146 31V29H144V27H139ZM152 28V27H151ZM159 28V29H158ZM184 28H186V27H184ZM189 28V27H188ZM187 28V29H188ZM10 28L9 27H7L6 28V31H5V34L3 35V39H2V45H5L9 40H10V35L9 34H11V30H9ZM152 29H154V30H156V28H152ZM151 29V30H152ZM186 29V32L188 31ZM193 29V28H192ZM137 30V29H136ZM135 30V31H136ZM150 30V29H149ZM149 30H147L146 32H148ZM154 30H152L151 32H153L154 33ZM168 30V29H167ZM170 30H171V27H170ZM138 31H141L140 29L138 30ZM194 31V30H193ZM192 30H191V32H193ZM142 32V31H141ZM141 32H138V33H141ZM150 32V33H151ZM156 32V31H155ZM168 32H169V30H168ZM125 33H127V32H125ZM137 33V34H138ZM144 33V32H143ZM153 33H151V34H153ZM164 33V32H163ZM167 33V32H166ZM165 33V34H166ZM177 33H178V31H177ZM134 34V33H133ZM136 34V33H135ZM142 34V33H141ZM147 34V33H146ZM158 33H156V34H153L154 36L155 35H157ZM165 34H163V35H165ZM175 34V33H174ZM193 34V33H192ZM198 34V33H197ZM12 35V34H11ZM142 35H144V34H142ZM149 35V33L147 34V36ZM167 35H168V33H167ZM169 35H171V34H169ZM133 36V35H132ZM131 36V37H132ZM138 36V35H137ZM139 36H141V35H139ZM138 36V37H139ZM135 37V36H134ZM142 37V36H141ZM144 37H146L145 35H144ZM149 37H150V35H149ZM148 37V38H149ZM177 37V36H176ZM181 37V36H180ZM189 37V36H188ZM191 37H193L192 35H191ZM147 38V37H146ZM163 38V41L165 40V41H167L164 37H162ZM198 38V37H197ZM201 38V37H200ZM138 39H141L140 37L138 38ZM138 39H136V41L138 40ZM151 39V38H150ZM153 39V38H152ZM160 39V38H159ZM159 39H158V36H157V40L159 41ZM195 38H193V40H194ZM145 40V39H144ZM143 40V41H144ZM203 40V39H202ZM16 41H18V40H12V41H9L10 43H12L13 44V46H12V52H11V54L10 55H12V53H13V49H19V46L21 45L19 42H16ZM146 41H148V43L150 44V42H149V39H146ZM145 41V42H146ZM151 41V40H150ZM168 41H169V37H168ZM189 41V40H188ZM196 41V40H195ZM152 42H154V40H152ZM156 43H158L157 41H155ZM191 42V41H190ZM20 45H19V44ZM140 43H143V42H141L140 41ZM147 42L145 43V44H148ZM162 43V42H161ZM165 43V42H164ZM11 44V45H12ZM148 44V47L151 45L152 46V44H150L149 45ZM154 44V43H153ZM165 44H168V42L167 43H165ZM194 44V43H193ZM9 45V44H8ZM157 45H159L160 46V44H157ZM171 45V44H170ZM192 45V44H191ZM137 46V45H136ZM161 46H163V44L161 45ZM165 46V45H164ZM169 46V45H168ZM190 46V45H189ZM193 46V45H192ZM8 46H6L4 49H6ZM9 47H10V49H11V46L9 45ZM8 47V48H9ZM13 47H15V48H13ZM21 47V46H20ZM154 47V46H153ZM167 47V46H166ZM170 47V46H169ZM8 48H7V50H8ZM138 49L140 48V45H139V47H137ZM141 48H143L142 47V45H141ZM150 49H151V47H149ZM161 48H163V47H161ZM15 49V55H17L18 54V50H16ZM23 49V48H22ZM21 49V50H22ZM31 49V48H30ZM30 49H28V50H30ZM154 49V48H153ZM20 50V51H21ZM27 50V51H28ZM141 50V49H140ZM144 50V49H143ZM161 50V52H162V49H160ZM165 50V49H164ZM167 50H170V49H168V47H167ZM172 50V49H171ZM208 50V49H207ZM206 50V51H207ZM210 50V49H209ZM6 51V50H5ZM10 51V50H9ZM9 51H7V52H9ZM19 51V52H20ZM23 51H24V49H23ZM27 51H25V52H27ZM32 51H33V49H32ZM24 52V53H25ZM143 52H146V49H145V51H143ZM159 52V51H158ZM170 52V51H169ZM169 52H167L168 53V55H170L169 54ZM205 52V51H204ZM17 53V54H16ZM21 53V55L23 54L22 52H20ZM28 54H30L29 53V51L27 52ZM34 53V52H33ZM150 53V52H149ZM174 53V52H173ZM172 53V54H173ZM206 53H208V52H206ZM206 53H205V56H206ZM4 54L6 55L7 53L6 52H4ZM4 54H3V56H4ZM32 54V53H31ZM141 55L143 54L142 52L140 53ZM139 54V55H140ZM153 53L151 52V54H150V56L152 55ZM156 53H154L153 55H155ZM179 54V53H178ZM177 54V55H178ZM184 54V53H183ZM183 54H181V55H183ZM211 54H213V53H211ZM214 54H216L215 52H214ZM218 54V53H217ZM9 55V54H8ZM20 55V54H19ZM20 55V56H21ZM145 55V54H144ZM146 55H148L149 56V54H148V52H146ZM159 57H161V55L162 54H160L159 53ZM174 55V54H173ZM208 55V54H207ZM2 56V55H1ZM1 56H0V58H1ZM12 56H14V54L12 55ZM18 56V55H17ZM17 56H15V58L17 57ZM25 56V54L23 55V58L26 60L27 58H25L24 57ZM29 56V55H28ZM31 56V55H30ZM36 56V55H35ZM149 56V57H150ZM156 56H157V54H156ZM171 56V55H170ZM184 56H185V54H184ZM190 56V55H189ZM205 56H203L204 58H205ZM214 56V55H213ZM219 56V55H218ZM226 56V55H225ZM10 57V56H9ZM22 57V56H21ZM146 57V56H145ZM152 57V56H151ZM166 57V56H165ZM179 57V56H178ZM181 57H183V56H181ZM186 57L188 58V56L186 55ZM186 57H184V60H185V58ZM191 57V56H190ZM193 57H194V55H193ZM196 57V56H195ZM194 57V58H195ZM198 57H200V58H202L200 61L202 62V61H206L207 59V56H206V58L205 59H203V57H201V56H198ZM211 57H212V55H211ZM223 57V56H222ZM7 58V57H6ZM5 58V59H6ZM11 58L12 57H10V58H8V61L9 60H11ZM14 58V57H13ZM13 58H12V62H14V60H13ZM22 58V59H23ZM29 58V57H28ZM32 58V57H31ZM142 58V57H141ZM140 58V59H141ZM155 58V57H154ZM169 58V57H168ZM167 58V59H168ZM171 58V57H170ZM169 58V59H170ZM227 58V57H226ZM235 58V57H234ZM4 59V58H3ZM4 59V60H5ZM21 60L22 61V59H20V58H16L15 60H17V64L18 63H20L19 62V60ZM23 59V60H24ZM174 58H172V60H173ZM176 59V58H175ZM180 59H183V58H180ZM191 59V58H190ZM210 59H212V58H210ZM210 59H208V60H210ZM215 59V58H214ZM217 59V58H216ZM224 59V58H223ZM236 59V58H235ZM1 60V59H0ZM3 60V61H4ZM7 60V59H6ZM25 60L23 61V63L25 62ZM166 60V59H165ZM171 60V59H170ZM177 60V59H176ZM183 60V61H184ZM195 60V59H194ZM193 60V61H194ZM197 60V59H196ZM226 60V59H225ZM2 61V62H3ZM11 61H9L10 63V65H11V69H12V63H11ZM26 61H28V59L26 60ZM39 61V60H38ZM152 61V59L150 60V62ZM175 61V60H174ZM173 61V62H174ZM180 61V60H179ZM187 61H189V60H187ZM214 61V60H213ZM224 61V60H223ZM222 61V62H223ZM228 61V60H227ZM233 61H234V59H233ZM16 62V61H15ZM30 62V61H29ZM29 62H27L28 64H29ZM123 62V61H122ZM139 62V61H138ZM147 61L145 60V63H146ZM159 62H162V64H163V61H159ZM166 62V61H165ZM168 62V61H167ZM169 62H171V61H169ZM178 62V61H177ZM177 62H175L176 64H177ZM190 62V61H189ZM207 62V61H206ZM210 62V61H209ZM208 62V63H209ZM215 62V61H214ZM217 62V61H216ZM225 62V61H224ZM238 62V61H237ZM4 63V62H3ZM1 64V61H0V64L3 66L4 64ZM6 63V62H5ZM22 63V62H21ZM21 63L20 64H18V65H21ZM23 63H22V65H23ZM42 63V62H41ZM153 63V62H152ZM185 63V62H184ZM187 63V62H186ZM195 63V62H194ZM193 63V64H194ZM211 64H212V62H210ZM217 63H219V62H217ZM216 63V64H217ZM16 66H18L16 63H14ZM25 64V63H24ZM34 63H32V65H33ZM47 64H48V62H47ZM122 64V63H121ZM165 64V63H164ZM172 64V63H171ZM178 64H183V63H178ZM196 64H197V62H196ZM198 64H199V62H198ZM197 64V65H198ZM226 64H227V62H226ZM230 64V63H229ZM235 64V63H234ZM237 64H239V63H237ZM241 65H243L242 64V62L240 63ZM250 64V63H249ZM21 65V66H22ZM37 65H39V64H37ZM45 65V64H44ZM44 65H43V69H45L44 68ZM123 65V64H122ZM125 65V64H124ZM153 65V64H152ZM155 65V64H154ZM185 66H186V64H184ZM184 65H182V66H184ZM189 65H190V63H189ZM195 65V64H194ZM201 65V64H200ZM203 65H205V62L203 63ZM208 65H210V64H208ZM213 66V68H214V64H212ZM220 65V64H219ZM223 65V64H222ZM9 66V65H8ZM25 66V65H24ZM50 66V65H49ZM202 66V65H201ZM218 66V65H217ZM4 67V70L6 69V67H5V65L3 66ZM10 67V66H9ZM8 67V68H9ZM15 67V66H14ZM14 67H13V69H14ZM20 67V66H19ZM39 67V66H38ZM123 67V66H122ZM128 68L127 69H129V66H127ZM153 67V66H152ZM187 67H188V65H187ZM197 67H200V66H197ZM205 67V66H204ZM211 67V66H210ZM227 67V66H226ZM243 67V66H242ZM2 68V67H1ZM16 68V67H15ZM22 67H20V69H21ZM24 68V67H23ZM30 68V67H29ZM49 68V67H48ZM141 67L139 66V68L138 69H140ZM188 68H191V67H188ZM188 68H186V69H188ZM192 68H193V66H192ZM191 68V69H192ZM212 68V70H214ZM218 68V67H217ZM222 68H224V67H222ZM222 68H220V70H222ZM228 69H229V67H227ZM236 68V67H235ZM257 68V67H256ZM12 69V70H13ZM25 69V68H24ZM27 69V68H26ZM39 69H40V67H39ZM39 69H38V71H39ZM127 69H126V72H125V75L123 76L124 78L122 79L123 80V89H122V91L124 90V92H125V95H126V97L128 98V100H129V105H131V104H134V103H137L138 101H139V99H138V96L133 92V84H131V80H130V73H129V71H127ZM136 69V68H135ZM134 69V70H135ZM155 69H157V67L155 68ZM161 69V68H160ZM180 69V68H179ZM190 69V70H191ZM210 69V68H209ZM241 69V68H240ZM243 69V68H242ZM253 69V68H252ZM255 69V68H254ZM1 70V69H0ZM3 70V69H2ZM17 70H18V68H17ZM35 70V69H34ZM49 70V69H48ZM48 70H47V72H48ZM141 70H142V68H141ZM148 70V69H147ZM147 70H145L144 69V73L146 72V74L149 72V71H147ZM185 70V69H184ZM198 70V69H197ZM199 70H201V69H199ZM212 70H210V71H212ZM219 69H218V71H220ZM233 70H234V68H233ZM236 70V69H235ZM239 70V69H238ZM244 70V69H243ZM260 70V69H259ZM11 71V70H10ZM20 71V70H19ZM18 71V72H19ZM28 71V70H27ZM37 71V72H38ZM45 71V70H44ZM44 71H43V73H44ZM50 71V70H49ZM180 71H182V70H180ZM188 71V70H187ZM192 71V70H191ZM193 71H195V70H193ZM206 72H208V70H207V68H206V70H205ZM210 71L208 72V74L210 73ZM215 71V70H214ZM214 71H212V72H214ZM225 71V70H224ZM258 71V70H257ZM7 72V71H6ZM6 72H4L3 71V73H6ZM9 72V71H8ZM17 72V71H16ZM16 72L14 73V74H16ZM17 72V74H19L20 72H22V69H21V71L18 73ZM35 72H36V70H35ZM134 72V71H133ZM142 72V71H141ZM151 72V71H150ZM152 72H155V71H152ZM151 72V73H152ZM173 72V71H172ZM171 72V73H172ZM197 72V71H196ZM203 72H204V70H203ZM202 72V73H203ZM230 72H231V70H230ZM238 72V71H237ZM242 72V71H241ZM240 72V73H241ZM246 72H248V71H246ZM31 73V72H30ZM42 73V72H41ZM41 73H40V77H41ZM46 73V72H45ZM44 73V74H45ZM49 73V72H48ZM123 73H124V71H123ZM122 73V74H123ZM180 73V72H179ZM195 73V72H194ZM214 73H216V72H214ZM226 73V72H225ZM252 73V72H251ZM7 74V73H6ZM11 74H12V72H11ZM13 74V75H14ZM16 74V75H17ZM23 74H25V75H27L26 73H23ZM29 74V73H28ZM117 74V73H116ZM122 74H121V76H122ZM142 74V73H141ZM153 74L154 73H152L151 75L153 76ZM168 74V73H167ZM218 74V73H217ZM227 74V73H226ZM230 74V73H229ZM232 74V73H231ZM230 74V76L232 77V79H234L233 78V76ZM234 74V73H233ZM236 74V73H235ZM243 74V73H242ZM260 74V73H259ZM1 75H2V71H1ZM9 75V74H8ZM24 75V76H25ZM30 75V74H29ZM33 76H34V74H32ZM31 75V76H32ZM43 75V74H42ZM48 75V74H47ZM52 75H53V73H52ZM52 75H51V73H50V76H48V77H50V78H48V79H51L52 78ZM143 75V74H142ZM145 75V74H144ZM149 75H150V73H149ZM150 75V76H151ZM158 74H156L155 76H157ZM161 75V74H160ZM159 75V76H160ZM170 75V74H169ZM179 75V74H178ZM191 75V74H190ZM195 75V74H194ZM198 75V74H197ZM197 75H195L194 77L196 78L197 77ZM204 75V74H203ZM228 75V74H227ZM226 75V76H227ZM255 75V74H254ZM264 75V74H263ZM5 76V75H4ZM28 76V75H27ZM30 76V77H31ZM32 76V77H33ZM39 76V75H38ZM37 76V77H38ZM58 76V75H57ZM148 76V75H147ZM163 76H165V75H163ZM167 77H166V80H167V78H168V75H166ZM172 76V75H171ZM170 76V77H171ZM183 76V75H182ZM211 76H215V75H213V73L211 74ZM223 76V75H222ZM241 76V75H240ZM251 76V75H250ZM1 77V76H0ZM22 77V76H21ZM28 78V77H26L27 79L24 81V80H22L21 82H18L15 86H13L12 88H8V91L6 92H4V93H6V96H7V98H5L6 100L7 99H9V101H11V102H13V101H16V102H23V101H29V102H32V103H46V101L48 100H50V99H52L53 98V100H54V98H55V102H58L59 100H60V98H58V96L56 95L57 93H55V89L57 88L58 89V87H55V89L54 90H51L50 89V87H49V85L47 84V82H49V81H46V77H44L45 78V80L44 79H41V80H37V79H33L32 77L31 78ZM59 77V76H58ZM63 77V76H62ZM117 77H118V75H117ZM137 77V76H136ZM139 77H140V74H139ZM158 77V76H157ZM175 77V76H174ZM199 77V76H198ZM208 77H209V75H208ZM219 77V75H217V78ZM220 77H221V75H220ZM220 77H219V79H220ZM225 76H223V78H224ZM228 77H229V75H228ZM234 77H238V76H234ZM254 77H256V76H254ZM262 77V76H261ZM7 78V77H6ZM10 78V77H9ZM19 78V77H18ZM17 78V79H18ZM119 78V77H118ZM148 78V77H147ZM164 77H162L161 76V79H163ZM187 78V77H186ZM213 79H214V77H212ZM216 77H215V80L217 79ZM222 78V77H221ZM230 78V77H229ZM239 78V80L241 79L240 77H238ZM238 78L236 79V83L238 84ZM11 79V78H10ZM16 79V80H17ZM23 79V78H22ZM56 79H58L57 77L54 79V80H56ZM60 79V78H59ZM120 79V78H119ZM146 79V78H145ZM151 79V78H150ZM170 79V78H169ZM172 79V78H171ZM170 79V80H171ZM212 79V80H213ZM225 79V78H224ZM228 79V78H227ZM232 79H231V81H232ZM244 79V78H243ZM253 79V78H252ZM262 79H264V78H262ZM4 80V79H3ZM14 80V79H13ZM15 80V81H16ZM21 80V79H20ZM20 80H18V81H20ZM53 80V78H52V83H53V85H55L54 84V82L56 83V84H58L57 83V81H54ZM66 80V79H65ZM64 79H63V81H65ZM154 80V79H153ZM159 80V79H158ZM166 80H164V81H166ZM184 80V79H183ZM195 80H197V79H195ZM211 80V79H210ZM218 80V79H217ZM216 80V81H217ZM221 80V79H220ZM223 80V79H222ZM242 80V79H241ZM1 81V80H0ZM7 81V80H6ZM11 81V80H10ZM54 81V82H53ZM62 81V78H61V80H59V82H61ZM101 81V80H100ZM103 81V80H102ZM121 81V80H120ZM136 82H137V80H135ZM141 81V80H140ZM172 81H173V79H172ZM182 81V80H181ZM188 81H189V79H188ZM187 81V82H188ZM191 81V80H190ZM216 81H214V82H216ZM226 81V80H225ZM224 81V82H225ZM7 82H9V81H7ZM119 82V81H118ZM142 82V81H141ZM140 82V83H141ZM143 82H145V81H143ZM166 82H168V81H166ZM177 81H175V83H176ZM179 82V81H178ZM185 82V81H184ZM191 82H193V81H191ZM194 82H196V81H194ZM209 82V81H208ZM211 82V81H210ZM218 82L219 81H217V83L216 84H218ZM222 82V81H221ZM221 82H219V83H221ZM233 82H235V81H233ZM241 82V81H240ZM239 82V83H240ZM264 82V81H263ZM2 83V82H1ZM0 83V84H1ZM10 83V82H9ZM9 83H8V85H9ZM164 83V82H163ZM162 83V84H163ZM170 83H171V81H170ZM180 83V82H179ZM183 82H181L180 84H182ZM3 84V83H2ZM51 84V83H50ZM62 84H65V83H63L62 82ZM121 84V83H120ZM138 84V83H137ZM136 84V85H137ZM184 84V83H183ZM186 84V83H185ZM193 84V83H192ZM223 84V83H222ZM236 84V85H237ZM255 84V83H254ZM259 84V83H258ZM12 85H13V81H12ZM60 85V84H59ZM66 85V84H65ZM64 85V87H66ZM76 85V84H75ZM187 85H190V84H187ZM186 85V86H187ZM198 85H199V83L198 84H195V87L197 86L198 87ZM203 85H204V83H203ZM213 85H215V84H213ZM11 86V85H10ZM49 87V89L48 88H46V87ZM57 86V85H56ZM200 86V85H199ZM201 86H202V84H201ZM205 86V85H204ZM207 86V85H206ZM205 86V88L204 89H206V88H208V87H206ZM216 86V85H215ZM219 87H221V84L220 85H218ZM224 86H226V84L224 83ZM224 86H223V89H224ZM0 87H5L4 86V84H3V86H0ZM7 87H9V86H7ZM62 87H63V85H62ZM188 87V86H187ZM196 87V88H197ZM218 87V88H219ZM229 88H230V86H228ZM228 87L226 88V89H228ZM232 87V86H231ZM258 87V86H257ZM1 88V90H3ZM6 88V87H5ZM142 88H144V87H142ZM179 88V87H178ZM186 88V87H185ZM191 88H194V87H191ZM202 88H203V86H202ZM201 88V89H202ZM213 88H214V86H213ZM213 88H208L209 90L210 89H213ZM215 88H217V87H215ZM237 88V87H236ZM255 88H256V86H255ZM7 89V88H6ZM5 89V90H6ZM44 89H46L45 90V92H44ZM57 89H56V91H57ZM62 89V88H61ZM139 89V88H138ZM171 89V88H170ZM190 89V88H189ZM195 89V88H194ZM230 89H232V88H230ZM230 89H228V90H230ZM51 90V91H50ZM136 90V89H135ZM142 90V89H141ZM154 90V89H153ZM179 90V89H178ZM217 90V89H216ZM234 90V89H233ZM259 90V89H258ZM263 90V89H262ZM4 91V90H3ZM63 91V93H64V90H62ZM66 92H67V90H65ZM173 91V90H172ZM195 91V90H194ZM197 91V90H196ZM201 91V90H200ZM205 91H207V90H205ZM211 91V90H210ZM210 91H207V92H210ZM224 91H225V89H224ZM236 91V90H235ZM141 92V91H140ZM152 92V91H151ZM166 92V91H165ZM179 92V91H178ZM213 92H214V90H213ZM212 92V93H213ZM217 92V91H216ZM221 92V91H220ZM234 92V91H233ZM232 92V93H233ZM238 92V91H237ZM264 92V91H263ZM3 93V92H2ZM123 93V92H122ZM139 93V92H138ZM145 93V92H144ZM153 93V92H152ZM154 93H156V91L154 92ZM170 93V92H169ZM211 93V92H210ZM211 93V94H212ZM227 93H230V92H228L227 91ZM235 93V92H234ZM239 93V92H238ZM1 94V93H0ZM60 94H62V93H60ZM202 94V93H201ZM206 94V93H205ZM231 94V93H230ZM240 94V93H239ZM3 95H5V94H3ZM63 95H66V93H64ZM140 95V94H139ZM143 95V94H142ZM156 95V94H155ZM159 95V94H158ZM164 95V94H163ZM171 95V94H170ZM170 95H168V96H170ZM203 95H204V93H203ZM237 95V94H236ZM2 96V95H1ZM62 96V95H61ZM97 96H98V94H97ZM196 96V95H195ZM213 96V95H212ZM215 96V95H214ZM241 96V95H240ZM105 97V96H104ZM156 97H157V95H156ZM159 97H160V95H159ZM165 97V96H164ZM183 97V96H182ZM204 97V96H203ZM202 97V106H197V105H195L196 106V108H197V111H194V115L191 117V115H190V117H191V122L186 118V123H188L189 124V126L190 127H192L196 132H197V135H194V133L193 134H191L192 136L194 135V137L193 138H190L189 139V137H188V139H186V140H182V142H177L176 143V141L177 140H175V144L173 143V144H169V146H173V149H172V151H174L175 152V150H174V147L175 148H178V149H180V151L183 153V155L181 154V152L180 153H178V155H176V153L177 152H179V150L177 151V152H175V154H173V155H175L174 157H176V156H179V154H181L183 157L185 156V158L187 157L188 159H189V154H191V153H194V151L193 152H191L190 150H188V148H191V147H193V146H195V149H193V150H196V148L197 147H199V146H201V145H203L204 146V148L201 146V148L204 150V152H203V154H204V156L202 157V155L200 154V156L203 158V160H204V158H206L207 159V161H209L210 163L209 164H215V162H216V160L218 159H220L221 158V153L220 154H218V152H217V154H218V156L220 155V158H218L217 157V154H216V152H213L212 151V148L215 146H213V144H215L216 143V145H217V139H218V136H216L217 137V139L216 138H212V135L213 134H215L217 131H218V129L219 130H223V126H221V125H224L223 123L220 125V123H221V119L224 117L225 119L227 118V117H225V116H222V111H219L218 110V105L215 103V101H212V99L211 100H209L208 98H206V97H204L203 98ZM219 98H221L220 96H218ZM217 97V98H218ZM237 97H239V96H237ZM245 97H246V94H245ZM249 97V96H248ZM247 97V98H248ZM2 98V97H1ZM65 98H66V96H65ZM140 98H141V96H140ZM152 98V97H151ZM161 98V97H160ZM176 98V97H175ZM200 98V97H199ZM214 98V97H213ZM216 98V97H215ZM214 98V99H215ZM216 98V100H217V102H219V100ZM230 98V97H229ZM229 98H227V99H229ZM241 98H242V96H241ZM244 98V97H243ZM4 99V98H3ZM4 99V102L6 101ZM67 99V98H66ZM163 99V98H162ZM166 99V98H165ZM181 99V98H180ZM183 99V98H182ZM222 99V98H221ZM226 99V98H225ZM226 99V101L228 102V100ZM1 100V99H0ZM64 100V102H65V99H63ZM86 101V103H87V99H85ZM89 100V99H88ZM125 100H127V99H125ZM168 100H171V99H168ZM186 100V99H185ZM240 100V99H239ZM245 101H247V102H250L249 100H246V98L244 99ZM3 101V100H2ZM96 101H97V98H96ZM103 101H104V99H103ZM118 101V100H117ZM151 101V100H150ZM149 100L148 101H143V102H140V104H139V106H136L135 108H129L128 106H124V108L121 110V113H120V109H118L117 107L116 108H113V109H111V110H109L108 109V113H106L107 114V119L108 120H110L111 122V125H106L108 128H107V130H105V131H107V132H109V135L108 136H106L105 137V139L104 140H101L102 142H100L99 140V143H102V145H104L105 143H107V145H111L112 147H113V151L114 152H111L112 153V155L114 154L117 158H115V159H113V160H110V156H111V153L110 152H106V153H109L110 154V156H109V154H107V157L109 156L110 158L108 159L109 161H114L115 162V160L117 159V161H118V164L119 163H121V164H119L118 166L119 167H117V166H115V167H117V169L119 168V169H121V170H118L117 171V173H114L115 175H114V177H116L117 179H116V182L118 183V184H125L127 181H128V183H129V179L132 181V183H133V187L131 188L132 190L131 191H129V190H127V187L126 186H128V185H126V186H124V188H126V191H128L129 192V194H131L132 195V199H133V205H132V207L133 206H135V207H137V209L140 211L139 213H137V214H134L133 213V211H132V215H128L127 217H126V210L124 211V210H122L123 212H126V213H124L123 215L122 214H120V215H122L121 217H123V218H120V217H117V212H119V211H117L116 212V210L115 211H113V212H116L115 214H116V216H114L115 214L112 212V214H114V215H111V213L110 212H107L106 213V209L107 208H109L108 206L111 204V202H110V204L109 203H105V204H108L107 205V208H105L106 207V205L105 204H103V205H105V206H103L104 208H105V210L104 209H102L103 207H102V204H101V209H102V211L100 212V213H104L103 211H105V213L106 214H108L109 215V213H110V216H112L111 218V224H115L116 226V228H114L115 229V231H117L119 228H121L122 229V227H120V226H123V225H125V227H127L128 225V229H130V225H131V230H130V232H128L129 230L127 229V228H124V229H126V230H128L127 232H125L124 230H121V231H119V232H122V231H124L126 234H127V236H129V238H131V237H134L133 239H135L136 238V240H138V241H136V240H134V241H136L135 242V244L134 245H131L130 243H129V245H131L132 246V248H130L129 246H126V247H129V248H126L125 249V247H124V249L122 250V248L123 247H121V244H123L122 243V241H123V239H121V238H119L120 240H121V242H120V240L119 239H115L116 241H118L119 243H120V247H121V250H122V252H121V254L119 253V254H117L118 253V251L117 250H120V249H112V247H114L116 244H114V242L115 241H113L112 239L113 238H110V236L112 235V234H108L109 232H107V229H105L106 230V232H107V234L109 235V236H106V234H104V235H99L98 236V234L97 233H99V232H97L96 233V235H94V239H93V236H92V238L90 237V239H92L93 240V242L91 241V243L93 244V245H104V248L105 247H107L109 250L111 249V250H114L113 252L115 253V251H117V253L116 254H114L113 256L111 255V254H107L106 252H102L103 250H105V249H103L102 247H101V249L102 250H100V248H98V247H100V246H95V248L93 247L92 248V246L90 245V243H89V245L90 246H88L87 248H92V254H91V252L89 253V254H91L90 255V257L88 258V257H86L85 259L84 258H82L81 256H83V255H78L79 253L77 252V253H75L76 254V256H74V257H71V255H72V253H73V251L75 250H73L72 251V249H70L71 247H74L75 246V244H76V242H75V240H74V246H73V244H71V241L73 240V239H71L70 237L72 236L71 234H75V232L74 233H71V231H70V229L72 230V228H70V229H68L69 230V233L70 234H67V232H65L66 230H61V229H59L58 231H57V228H56V226H53V225H51L50 223H48V224H50L51 225V228L53 227L54 229L53 230H55V231H53V232H51L52 231V229L51 228H49V226H45V227H47L48 228V230H45L46 228H44L43 227V225L45 224V223H42V222H40V221H43L44 220V218L43 219H40V221H34V223L32 222V223H29V222H26L25 221V218L23 219L22 217L19 219V220H21V221H18L19 223L20 222H22V223H24V221H25V223L24 224H27V226L29 227L30 226V228L31 229H29L28 228V230H32L33 231V228H34V232H35V240L34 241H32V242H30V239L28 238V237H25V235H22V236H20V237H23L26 241H27V238L29 239V243L28 242H26V243H23L22 241H25V240H19L20 239V237L19 236H16V235H14L12 232H10L9 230H8V232L5 230L4 231V229H3V227L5 228V226H6V220L4 221L3 220V217L4 216H6V217H8L7 216V213H12V211H13V206L15 205H18V203H17V201H15V200H17V197L16 198H14L15 200L13 201V198H11V200L10 201H8L10 198L9 197H11V195H9V199L8 198H6L7 197V192L9 191L8 190V186H10V185H12L11 183H15V181H19V180H21V179H24L25 178V180H26V177H28V176H31L32 174H37L38 173V175L39 174H42V176H43V179L44 180H46V178H48V177H51V175H56L57 174V176L55 177V178H57L56 180L58 181L59 179H68L67 177H65V175H64V177H63V174H68L69 173V170H67L68 169V167L69 166H71V165H73L72 167L74 168H72V170H73V174L76 176V175H78V174H76V173H80L79 175H81V172L82 171H85L84 172V174L86 175L85 176V178H83L82 176H81V178L78 180V182H74V179L72 178V180H73V182L75 183V186H78L79 185V188H77V192H73L74 194L73 195H75L76 197H79V195L81 194V195H84L82 198H84V199H87V196H90V194H91V191L92 190H90V187H88V186H90L91 184H93V183H95L97 180H99L98 182H99V184H100V179L98 178L99 176H98V172L96 171V169L94 168V167H96L97 168V164H96V166H93V164H94V160L92 161L91 160V154L89 153V151H88V147H87V138H84L83 139V141L82 140H78L77 139V137H76V132L75 131H73V132H71V130L70 129H74V128H76V124L74 123V122H72L71 120H69V122L68 123H66V124H64V126H62L63 127V129L65 130V132L67 131V133H65L64 131L62 132V131H60L59 130V127H58V125H56L55 124V122H57V121H55L56 119H54L53 117V119H54V125H56L57 127H58V130L56 129V127L54 128L53 127V125H52V120H51V128L49 127V126H45V128L46 127H49V129L51 130V133L49 134L50 136H51V138L53 139V140H55L56 142L54 143V142H52L51 140H49L48 142H47V140L49 139L48 137H49V135H47L48 133H46L47 132V130L45 131V133H44V135H46V137L48 138L47 140H46V137H44V136H41V141L43 142L42 144H41V141L40 140H38V141H40V143L38 144L37 143V139H34V140H32L33 138H37L38 137V139L40 138L39 136V134L40 133H42V132H40L39 134L36 132V131H38V130H32V129H30L32 126H31V123H32V125L35 123V124H37V122H38V119H36V117L34 116H32L33 118H35V119H30L29 121H28V119L27 118H29V117H31L30 116V114L28 113V112H26V113H28L29 114V116H25L24 117V113L22 114V118H25V119H27L26 121H28V123H30V128L28 127H26L28 124H27V122H26V129H25V131L27 130V134L30 136V138H31V143L29 144V146H27L26 145V143L28 142V139H27V142L26 143H24L25 141H24V137L26 136V138H27V134L25 133V131L23 132V131H21V132H23V133H25V135H24V137H23V139H22V137L21 136H19V137H21L20 138V140H23L24 142V144L26 145V147H25V145H23V147H25V149H22V151H21V149H20V151L19 150H17L16 149V147L15 148H12V145L14 144L13 143V137L16 139V137L19 135V130H18V135H17V132L15 131V129H13V127H12V129L15 131V133H13L14 131L12 130V129H10L11 127H9V129L8 130H6V135H5V133H2V135L0 134V264H44V263H47L48 261L50 262V260H47V261H45V259H44V256L47 254L46 252V254L44 255V252L43 253H41V251H43L42 249H48V250H53V249H56V248H58V249H60V251L62 252L61 253V257H62V259H63V261H64V264H233L234 262V264H237L236 262H237V260H238V258L240 257V256H238V254H240L241 252H240V250L242 249L243 250V247L248 243H246V244H244L243 245V243H242V245L240 244V242L242 241V239H241V241L240 240H238L239 238H240V235H239V237H236L237 236V234H239V233H237L236 234V232L237 231H235V232H233L234 234H236V236H233V237H231V238H229V240L232 242L233 240L236 242V246H233V248H232V246L230 247V245H229V248H228V245L226 244V240L225 241H223V239H222V237L223 236H220L219 235V233H218V235H217V233L215 232V236L212 234V233H209L210 231H211V227L210 226H207L208 224H209V222L212 220V218H211V220H209V222H208V220L207 219H204L205 221H207V223L206 222H204L203 221V224H205L206 226H207V228L208 227H210L209 229H210V231L207 233V230H209V229H207V230H205L203 227H206V226H204V225H202V223L200 224V223H198V221L200 220L201 221V218H202V216H204V218H206L207 216L210 218V216L209 215H211V214H207V216L205 217V213L203 214V212L204 211H206V210H204V211H202L204 208H208V206L206 207V202H210V201H207V199L208 198H205V200H203V199H200V198H197V196H198V194H197V196L194 194V192H193V196L190 194V195H188L190 192H188V191H190V188H191V186H193L194 187V189L195 190H198L197 189V187H200L199 189H203V187L205 186L207 189H208V191L206 192V188H204L203 190H205V192L206 193H204V191H203V194H208V192L209 193H213V195H214V193H215V189H217L220 193H221V197H222V199H220V198H218V199H220V200H224V198H223V195H229V193L230 192H228V194H225L226 193V191L224 192V190L225 189H223L222 188V185H221V187L219 186V188H218V186H217V188L215 187V185L216 184H214V185H212L211 184V182L209 183V185L207 184L208 182L205 180V179H209L210 177H207V176H205L206 178L204 179V176H202V177H199V173H200V170L201 169H199V168H202V170H203V165L205 166V164H206V169L208 170V169H210L209 167L211 166V165H209L208 166V162L207 161H204V162H206L205 164H204V162L202 161V163H201V160L202 159H200V160H198L196 157H194V154L193 155H190L191 157L190 158H193L194 157V159H195V164H196V161L198 160V162L200 161V167L198 168L197 167V169H198V171L199 172H195V173H198L197 174V176H196V174H195V176L197 177H194L193 176V174H194V171H193V173H191L190 174V172H191V170L189 169V172H187L188 170V168H190L191 166H187L188 168L186 169V165H189L188 163H190V162H187V163H185V164H183V158H181V160H180V158H177L178 160H180L179 162L177 161V162H174V160H172L173 161V163L172 162H170L171 164L170 165H167L166 163H168L169 164V162L168 161H166V163H161L162 162V160L163 159H167V158H164V153L163 154H161V149H160V144L161 143H163V145H164V141H166L165 139H167V138H160V139H163V142L161 141H158V140H156V137H158L159 138V136L161 135L162 136V131H160V133L161 134H159V136H157V131H155V133H156V135H154V137H155V139L152 141V144H154L155 146L157 145H159L157 148L160 150L159 152H160V154L161 155H163V157L161 158L162 160H160L159 158V152L157 151V152H154V151H151V148H150V150H149V148H148V144H146V143H148V142H151V141H149V139H147V137L145 136L146 134H148L149 133V131H147V133H141V132H143L144 131V129H143V131H139V130H137V131H133V126H130V125H128L132 120H130L129 121V123L127 124H125V123H123L122 124V121H123V119L124 118H128V116H130V115H133V114H136V113H140V116L142 117V118H144V119H146L145 118V116H142L141 114H145V115H147L148 113H150V111L152 110V109H155L156 111L155 112H157V113H160V109H158V108H156L155 107V101L156 100H154V103L151 101L150 102ZM221 101V100H220ZM222 101H223V99H222ZM225 101V100H224ZM223 101V102H224ZM50 102V101H49ZM90 102V101H89ZM98 102V101H97ZM122 103H124L123 101H121ZM160 102V101H159ZM158 102V103H159ZM165 102V101H164ZM167 102V101H166ZM191 102V101H190ZM222 102V104H224ZM243 102V101H242ZM252 102H254V101H252ZM262 102H263V100H262ZM261 102V103H262ZM9 103V102H8ZM8 103H6V104H8ZM31 103V104H32ZM125 103H127V102H125ZM157 103V104H158ZM168 103V102H167ZM182 103V102H181ZM197 103V102H196ZM239 103V102H238ZM241 103V102H240ZM255 103V102H254ZM5 104V103H4ZM70 104V103H69ZM119 104V103H118ZM156 104V105H157ZM170 104V103H169ZM187 104V103H186ZM190 105H191V103H189ZM229 104V103H228ZM234 104V103H233ZM248 104V103H247ZM1 105H3V104H0V106ZM13 104H11V106H12ZM66 105H68V104H66ZM65 105V106H66ZM92 105H95V104H92ZM97 106H98V104H96ZM95 105V106H96ZM106 105V104H105ZM122 105V104H121ZM167 105V104H166ZM182 105V104H181ZM185 105V104H184ZM217 105V106H216ZM8 106H10V105H7V107ZM11 106H10V108H11ZM24 106V105H23ZM38 106H40V105H38ZM89 106V105H88ZM110 106H111V104H110ZM123 106V105H122ZM173 106V105H172ZM193 106V105H192ZM194 106V107H195ZM225 106V105H224ZM229 106V109H227V110H231V108H230V105H228ZM4 107L6 108V106H4L3 105V107L2 108H0V111H3L4 110ZM85 107V106H84ZM99 107V106H98ZM104 107V106H103ZM107 107H108V105H107ZM164 107V106H163ZM233 107H235V106H233ZM232 107V108H233ZM237 107V106H236ZM9 108V109H10ZM19 107H17V109H18ZM41 108V107H40ZM42 108H44V107H42ZM55 108V107H54ZM66 108V107H65ZM80 108V107H79ZM91 108H92V106H91ZM127 108V109H126ZM170 108V107H169ZM180 108V107H179ZM193 108V107H192ZM240 109H241V107H239ZM259 108H260V106H259ZM6 109H8V108H6ZM12 109V108H11ZM10 109V110H11ZM22 109V108H21ZM20 109V110H21ZM50 109V108H49ZM75 109V108H74ZM90 109V108H89ZM105 109V108H104ZM103 109V110H104ZM183 109V108H182ZM184 109H186V108H184ZM224 109V108H223ZM239 109V110H240ZM243 109V108H242ZM253 109V108H252ZM258 109V108H257ZM17 111L16 110V108L14 107L13 109H12V111ZM23 110V109H22ZM22 110H21V112H22ZM25 110V109H24ZM51 110V109H50ZM55 110V109H54ZM69 110H70V108H69ZM84 110V109H83ZM88 110V109H87ZM162 110V109H161ZM181 110V109H180ZM191 110H193V109H191ZM226 110V109H225ZM234 110V109H233ZM237 110V109H236ZM235 110V111H236ZM238 110V111H239ZM250 110V109H249ZM262 110V109H261ZM6 111V110H5ZM4 111V113H6ZM9 111V110H8ZM39 111V110H38ZM122 111H123V113H122ZM241 111V110H240ZM242 111H244V110H242ZM258 111H260V110H258ZM262 111H264V110H262ZM9 112H11V111H9ZM9 112H8V114H9ZM20 112V111H19ZM19 112H17V114H20ZM50 112V111H49ZM55 112V111H54ZM57 112V111H56ZM77 111L75 110V113H76ZM88 112H89V110H88ZM97 112H99V110H98V108H97ZM164 112V111H163ZM180 112V111H179ZM187 112V111H186ZM192 112V111H191ZM196 112V113H195ZM227 112H230V111H227ZM237 112V111H236ZM236 112H235V115L234 116H236ZM246 111H244V113H245ZM251 112V111H250ZM255 112V111H254ZM13 113V112H12ZM51 113V112H50ZM70 113V112H69ZM74 113V114H75ZM86 113V112H85ZM84 113V114H85ZM101 113V112H100ZM230 113H232V115L234 114L233 112H232V110H231V112ZM243 113V114H244ZM253 113V112H252ZM259 113V112H258ZM262 113V112H261ZM264 113V112H263ZM262 113V114H263ZM7 114V115H8ZM11 114V113H10ZM15 112H14V117H18L17 115L15 116ZM32 115H33V113H31ZM47 114V113H46ZM53 114H55V113H53ZM57 114V113H56ZM77 114V113H76ZM75 114V115H76ZM84 114H81L80 115V112H79V115L78 116H80V119L81 120H86L87 118H86V116L84 115ZM90 114V116H91V113H89ZM99 114V113H98ZM188 114V113H187ZM186 114V115H187ZM242 114V115H243ZM250 114V113H249ZM256 114V113H255ZM0 115H1V113H0ZM4 115V114H3ZM6 115V116H7ZM13 115V114H12ZM101 115V114H100ZM162 115V114H161ZM183 115V114H182ZM189 115V114H188ZM225 115H226V113H225ZM239 115H241V113L239 114ZM245 115H247L246 113H245ZM257 115V114H256ZM264 115V114H263ZM20 116V115H19ZM48 116V115H47ZM46 116V117H47ZM52 116H54V115H52ZM139 116V115H138ZM137 116V117H138ZM164 116V115H163ZM249 116V115H248ZM254 116V115H253ZM11 116H9V118H10ZM13 117V116H12ZM12 117H11V119H10V121H12ZM56 117V116H55ZM69 117V116H68ZM77 117V116H76ZM136 117V118H137ZM243 117V116H242ZM261 117H263L262 115H261ZM8 118V117H7ZM21 118V117H20ZM19 118V119H20ZM22 118H21V120H22ZM41 118V117H40ZM39 118V120H40V125H41V127H42V122H41V119ZM42 118H44V117H42ZM49 118V117H48ZM50 118H49V120H50ZM56 118H58V117H56ZM75 118V117H74ZM92 118H94L93 117V115H92ZM135 118V117H134ZM141 118V119H142ZM165 118V120H168L169 119V117L168 116H165L164 117ZM224 118H223V120H224ZM237 118L238 117H234L233 119H232V121H230L231 122V124L233 123V124H237ZM243 118H246V120H247V118L248 117H243ZM242 118V119H243ZM253 118V117H252ZM257 118V117H256ZM264 118V117H263ZM3 118H1V120H2ZM6 119V118H5ZM15 119V118H14ZM13 119V120H14ZM25 119H23L24 121H25ZM46 119V118H45ZM79 119V120H80ZM91 119V118H90ZM130 119V118H129ZM159 119V118H158ZM249 119V118H248ZM254 119V118H253ZM0 120V121H1ZM16 120H18V119H16ZM35 120H36V122H35ZM47 121H45L46 123L48 122V119H46ZM73 120H75V119H73ZM125 120V119H124ZM134 120V122H135V119H133ZM137 120V119H136ZM139 120V119H138ZM150 120V119H149ZM227 120H228V118H227ZM245 120V121H246ZM259 120V119H258ZM260 120H263V119H260ZM6 121H7V119H6ZM5 121V122H6ZM9 121V120H8ZM7 121V122H8ZM24 121H22L23 123H17L15 120L14 121H12V122H15L14 124L15 125H17V124H24L25 122ZM43 121V120H42ZM103 121H104V119H103ZM145 121V120H144ZM152 121V120H151ZM243 122H244V124H248L247 125V127L249 126V128H247V129H249V130H255V128L256 127H258L259 128V126L261 127V126H264L263 125V123L261 124V123H259L258 121H257V119L256 120H253V121H251V120H249V121H247L246 123H245V121H244V119L242 120ZM241 121V122H242ZM255 121H257L258 123L257 124H259V126L257 125V126H255L256 125V122ZM34 122V123H33ZM44 122V121H43ZM43 123V125L44 124H46V123ZM82 122V121H81ZM97 122V121H96ZM109 122V121H108ZM133 122V123H134ZM142 122H143V120H142ZM155 122H156V120H155ZM182 122V121H181ZM255 122V123H254ZM1 123V122H0ZM90 123V122H89ZM94 123V122H93ZM137 123H138V121H137ZM137 123H135V124H137ZM139 123L141 124V126L143 125L140 121H139ZM145 123H146V121H145ZM158 123V122H157ZM169 123V122H168ZM173 123V122H172ZM10 124H12V123H10ZM10 124H9V126H10ZM14 124L12 125V126H14ZM59 124V123H58ZM61 124V123H60ZM80 124V123H79ZM97 125H98V123H96ZM131 124V123H130ZM151 124L153 125V122H151ZM150 124V125H151ZM159 124V123H158ZM174 124H175V122H174ZM179 124V123H178ZM226 124H227V122H226ZM232 124V125H233ZM239 124V123H238ZM3 125V124H2ZM1 125V126H2ZM6 125V124H5ZM8 125V124H7ZM93 124H91V129H90V134H94V130L96 131V133H103L102 132V130L100 129V131H97L96 130V127H95V124H94V126H92ZM146 125V124H145ZM228 125V124H227ZM0 126V127H1ZM24 126V125H23ZM36 126H38V125H36ZM60 126V125H59ZM82 127H83V125H81ZM129 126H130V128L131 129H129ZM139 126V125H138ZM149 126V125H148ZM226 126V125H225ZM231 126V125H230ZM238 126V125H237ZM14 127H16V126H14ZM105 127V126H104ZM136 127H137V125H136ZM143 127H144V125H143ZM150 127V126H149ZM180 127H181V125H177V124H175L174 125V129H173V131L174 132H172L175 136H176V133L178 132L177 130H179L180 129ZM233 127V126H232ZM244 127H246L245 125H244ZM3 128V127H2ZM19 128H20V126H19ZM18 128V129H19ZM34 128H35V125H34ZM37 128H40V127H37ZM45 128H43L42 130H44ZM52 128H53V130H52ZM61 128V127H60ZM84 128V127H83ZM139 128V127H138ZM140 128H142V127H140ZM144 128H146L145 130H147L148 128L147 127H144ZM158 128V127H157ZM157 128H156V125H155V129L157 130ZM239 128V127H238ZM242 128V127H241ZM41 129V128H40ZM48 129V128H47ZM48 129V130H49ZM78 129V128H77ZM98 129V128H97ZM151 129V128H150ZM149 129V130H150ZM159 129V128H158ZM192 129V130H193ZM235 129H236V126H235ZM21 130V129H20ZM22 130H23V128H22ZM135 130V129H134ZM141 130V129H140ZM164 130H167V129H164ZM224 130H227V131H230V129L229 128H225ZM242 130V129H241ZM260 130H261V128H260ZM259 130V131H260ZM4 131H5V129H4ZM35 131V132H34ZM82 131H83V129H82ZM152 131H154L153 129H152ZM243 131V130H242ZM258 131V132H259ZM263 131V130H262ZM1 132H3V130H1ZM49 132V131H48ZM74 132H75V134H74ZM133 132H139V137H140V139L138 138V136L136 135V133H135V135L134 134H132ZM247 132H249V131H247ZM261 132V131H260ZM22 133V134H23ZM35 133H37V134H35ZM72 133V134H71ZM79 133V132H78ZM77 133V134H78ZM66 134H68L69 136H66ZM81 134V133H80ZM138 134V133H137ZM149 134H153V133H149ZM188 134V133H187ZM235 134L238 136V137H240V138H243L244 136H243V132H241V131H235ZM258 134H260V133H258ZM262 134L263 133H261V136H262ZM15 135H16V137H15ZM37 135V136H36ZM39 135V136H38ZM151 135H149L148 136V138H150V136ZM226 135V134H225ZM23 136V135H22ZM28 136V137H29ZM36 136V137H35ZM66 136V137H65ZM90 136V135H89ZM160 136V137H161ZM185 136V135H184ZM229 136V135H228ZM247 136V135H246ZM258 136V135H257ZM68 137V138H67ZM223 137V136H222ZM227 137V136H226ZM225 137V138H226ZM230 137V136H229ZM255 137V136H254ZM26 138H25V140H26ZM50 138V139H51ZM89 138V137H88ZM101 138V137H100ZM99 137H98V139H100ZM132 138L134 139L135 138V140H132ZM137 138V139H136ZM221 138V137H220ZM220 138H219V142L218 143H220V146H221V144H227V141H226V143H221L220 142ZM224 138V137H223ZM222 138V139H223ZM263 138H264V136H263ZM150 139H152V138H150ZM232 139V138H231ZM230 139V140H231ZM237 139V138H236ZM247 139V138H246ZM259 139V138H258ZM17 140H18V138H17ZM16 140V141H17ZM20 140H18L17 142H19ZM46 140V141H45ZM145 140H148L147 142L145 141ZM157 141V142H155V143H153L154 141ZM179 140H180V138H179ZM229 140V139H228ZM234 140H235V138H234ZM94 141V140H93ZM135 141V142H134ZM168 141V140H167ZM172 141H174V140H172ZM181 141V140H180ZM237 141V140H236ZM244 141V140H243ZM246 141V140H245ZM15 142V141H14ZM16 142V143H17ZM109 142V143H108ZM169 142H170V140H169ZM230 142V141H229ZM251 143L248 145V149H249V151H248V149L246 148V146H245V144H244V151H245V148H246V150L247 151H245V152H257L258 153V156L259 157H261V159L264 157V141H263V139H259V140H254V141H250ZM13 143V144H12ZM50 143V144H49ZM167 143V142H166ZM165 143V144H166ZM189 143H190V145H189ZM200 143V144H199ZM233 143V142H232ZM232 143H229V144H232ZM235 144H236V142H234ZM239 143H240V141H239ZM238 143V141H237V145L239 144ZM242 143V142H241ZM245 143V142H244ZM12 144V145H11ZM41 144V145H40ZM93 144V143H92ZM229 144H227V146L229 145ZM235 144H233L235 147H237ZM16 145V144H15ZM18 145V144H17ZM91 145V144H90ZM97 145V144H96ZM101 145V144H100ZM101 145V146H102ZM106 145V144H105ZM105 145H104V147H105ZM110 145L109 146H106L107 148H109L110 147ZM149 145H150V143H149ZM153 145V146H154ZM20 146V145H19ZM93 146H95V145H93ZM144 146L147 148H145V150L147 151V150H149L148 151V153H143V152H146V151H143V149H144ZM165 146V145H164ZM166 146H168L167 144H166ZM165 146V147H166ZM166 147V148H169L170 150H171V148L170 147ZM223 146V145H222ZM226 146V147H227ZM230 146V145H229ZM232 146V145H231ZM238 146H243V145H238ZM252 146V147H251ZM103 147V148H104ZM105 147V148H106ZM217 147V146H216ZM219 147V146H218ZM225 147V146H224ZM225 147V148H226ZM233 147V146H232ZM232 147H231V151H232ZM234 147V148H235ZM19 148H22L21 146L19 147ZM18 148V149H19ZM154 148V147H153ZM157 148H155V150H157ZM227 148H230V147H227ZM242 148V147H241ZM192 149V148H191ZM198 149H200V148H198ZM213 149H217V148H213ZM218 149H220V148H218ZM218 149H217V151H218ZM223 149V147L221 148V150ZM236 149V151H237V149L238 148H235ZM106 150V149H105ZM154 150V149H153ZM163 151H164V148L162 149ZM167 150V152L169 151L168 149H166ZM202 150V151H203ZM241 150H243V149H241ZM251 150V151H250ZM109 151H110V149H109ZM190 153H189V152ZM223 151H226L225 149L223 150ZM223 151H219V152H222V156L223 157H225L226 155H224V154H226V153H223ZM228 151V150H227ZM226 151V152H227ZM229 151H230V149H229ZM228 151V152H229ZM229 152L230 154L232 153V152ZM233 151H235V150H233ZM239 151V150H238ZM97 152V151H96ZM99 152H100V150H99ZM101 152H103L102 150H101ZM196 152V151H195ZM197 152H199V150L197 151ZM227 152V153H228ZM241 152V151H240ZM98 153V152H97ZM106 153H105V151L103 152V154H105L106 155ZM155 153H158V154H155ZM199 153H202L201 151L199 152ZM235 153V152H234ZM234 153H233V155L231 154V156H235L236 154H238L237 152L235 153V155H234ZM242 153V152H241ZM165 154H166V151H165ZM168 154H170V152L169 153H167L166 155H168ZM184 154H188L187 156L186 155H184ZM196 154V153H195ZM230 154H228V155H230ZM242 154H244V156H245V153L243 152ZM252 154V153H251ZM255 154V153H254ZM253 154V155H254ZM159 157L158 158V161L156 160L157 158V156ZM173 155H171V156H173ZM197 155V154H196ZM239 155H241V154H239ZM247 155V154H246ZM252 155V156H253ZM257 155V154H256ZM97 156V155H96ZM101 156V155H100ZM103 156V155H102ZM241 156H243V155H241ZM241 156H240V159H242L241 158ZM248 156V155H247ZM249 156H251L250 154H249ZM248 156V157H249ZM252 156H251V159H252ZM258 156H256V160L255 161H261L259 158H258V160H257V157ZM263 156V157H262ZM97 157H99V156H97ZM166 157V156H165ZM168 157V156H167ZM174 157H172V158H174ZM181 157V156H180ZM198 157H199V155H198ZM238 157V156H237ZM236 156H235V158H237ZM102 158H104V157H102ZM119 158V159H118ZM226 158H228V156H226ZM205 159V160H206ZM225 159V158H224ZM231 159H232V157H231ZM230 159V160H231ZM243 159H245V158H243ZM254 159H255V156H254ZM102 160V159H101ZM104 160H106V157H105V159ZM103 160V161H104ZM168 160V159H167ZM187 160V159H186ZM189 160H191V159H189ZM217 160V163H220L219 165H222V163H224V162H222L221 160H223L222 158L220 159V161L222 162H220V161H218ZM228 160V159H227ZM234 160V159H233ZM245 160L247 161V162H245ZM244 161H243V163L245 164V166H244V172H245V169H249V171H248V173H242V171H243V169H242V167L243 166H241V170L239 169V171H240V173H242L243 174V176L244 177H246L245 175L247 174H250V175H248L247 176V179H246V181L248 180L249 182H247V184L249 185V187L252 185V187L254 186V187H258V188H256L257 189V191L258 190H260V189H262L263 187H264V178H263V175H264V160L262 159V161L261 162H259L256 166L258 167V168H256V167H254L255 165L253 164L254 162H253V160H251L252 161V163H251V161H248L249 160V158H248V160L247 159H245ZM109 161H107V162H109ZM117 161L115 162V163H117ZM170 161H171V157H170ZM192 162H193V159L191 160ZM224 161V160H223ZM226 161V160H225ZM238 161H240V160H238ZM237 160H235V162H238ZM242 161L241 162H239L238 164H242ZM96 162V161H95ZM165 162V161H164ZM185 162V161H184ZM194 162H193V165L192 166H194V168L193 169H196L195 167V164H194ZM227 162V161H226ZM225 162V164H226V166H227V163ZM234 162V161H233ZM232 162V163H233ZM234 162V163H235ZM105 163H106V161H105ZM115 163H113V164H115ZM228 163H231L230 161L228 162ZM247 163V164H246ZM257 163V162H256ZM107 164H111V162H109V163H107ZM166 164V165H165ZM192 164V163H191ZM212 164V165H213ZM225 164H223L224 166H220L221 167V169H222V167L224 168L225 167ZM240 164V165H241ZM121 165V166H120ZM183 165H184V167H183ZM201 165H202V167H201ZM219 165L217 164H215L214 165V167L215 166H217L218 167V170H221L220 169V167H219ZM229 166H231L232 164H228ZM235 165H236V167L235 166H232L233 168H234V170L236 169L237 170V166H239V165H237L236 163H235ZM243 165V164H242ZM247 165L249 166V167H247ZM103 166V165H102ZM105 166V165H104ZM108 165H106V167H107ZM207 166H208V168H207ZM109 167V166H108ZM112 167V166H111ZM110 167V168H111ZM113 167H114V165H113ZM123 167V168H122ZM125 167V168H124ZM214 167L213 166H211V168H213L214 169ZM217 167H215V169L217 168ZM231 167V168H232ZM240 167V166H239ZM247 167V168H246ZM105 168V167H104ZM167 168H168V170H167ZM228 167H226V168H224V169H222L221 171H223L224 173H226L224 170L225 169H227ZM233 168H232V170H233ZM256 168V169H255ZM70 169V168H69ZM107 169V168H106ZM109 169V168H108ZM107 169V170H108ZM115 169V168H114ZM165 169V170H164ZM172 170L173 169V173H175V171L176 172H179V173H175V175L173 174V175H171L170 173H167L169 170ZM182 169V170H181ZM205 169V168H204ZM100 170V169H99ZM105 170V169H104ZM167 170V171H166ZM184 170L187 172V173H185L184 172ZM201 170V171H202ZM211 171H209V172H215V170H213L212 171V169H210ZM230 170V169H229ZM233 170V171H234ZM81 171V172H80ZM106 171V170H105ZM105 171H103V173L105 172ZM109 171V170H108ZM108 171H106L107 173H104V174H108V173H110V172H108ZM110 171H111V169H110ZM195 171H197V170H195ZM221 171H220V173L219 174H221V176H217V177H221L222 179H221V181L223 182L224 181V178H226L227 179V176H229L230 175V177H232V176H234V175H232L231 176V174H230V172H229V175H226V177H224V173H221ZM231 171V170H230ZM232 171V172H233ZM238 171V170H237ZM65 172V173H64ZM72 172V171H71ZM101 172V171H100ZM170 172V171H169ZM203 172H207V174L209 175V176H212V182L216 179V180H218L219 178H217L216 176H214L213 175V173H212V175H211V173H208V171H203ZM203 172H202V174H203ZM218 172L219 171H217V172H215V173H217V175H218ZM12 173V174H11ZM236 173V172H235ZM238 173V172H237ZM192 175L193 176V178H192V176L190 177V176H188V175ZM239 174V173H238ZM241 174V175H242ZM240 175V176H241ZM34 176H36V175H34ZM98 176V177H97ZM106 177H108L109 175H105ZM112 176V175H111ZM110 176V177H111ZM153 176H154V178H153ZM172 176V177H171ZM213 176L215 177L214 179H213ZM224 178H223V177ZM239 176V175H238ZM21 178V179H19V178ZM22 177H24V178H22ZM38 177H40L41 178V176L39 175ZM72 177V176H71ZM71 177L69 178V181L67 180V182H65V183H67L68 184V182H69V184H70V181H71ZM74 177V176H73ZM78 177V176H77ZM80 177V176H79ZM78 177V178H79ZM110 177H108V178H110ZM145 177V178H144ZM147 177V178H146ZM249 177V178H248ZM37 178V177H36ZM77 178V179H78ZM104 178V177H103ZM134 178H136L135 180H134ZM233 178V177H232ZM232 178H229V179H231L232 180ZM239 178V177H238ZM237 178V179H238ZM242 178V177H241ZM251 178V180H253V182H254V184L256 185H254V184H250V179ZM39 179V178H38ZM38 179H37V181H38ZM54 179V178H53ZM106 179V178H105ZM226 180L224 183H225V185H229L230 183H231V180ZM234 179V178H233ZM243 179V178H242ZM242 179H240L239 181H240V185L243 183V180ZM245 179V178H244ZM41 180V179H40ZM39 180V181H40ZM50 180V179H49ZM76 180V179H75ZM109 180V179H108ZM108 180H106V181H108ZM120 180V181H119ZM134 180V181H133ZM234 180H236V179H234ZM242 180V181H241ZM23 181V180H22ZM35 182H36V179L34 180ZM61 181H63V180H61ZM115 181V180H114ZM126 181V182H125ZM220 181V182H221ZM24 182V181H23ZM27 182V181H26ZM34 182V185H36L37 186V183H35ZM43 182H45V181H43ZM47 182V181H46ZM50 182V181H49ZM53 182V181H52ZM72 181H71V184L73 183ZM122 182V183H121ZM124 182V183H123ZM196 182V183H195ZM207 182V183H206ZM216 182V181H215ZM214 182V183H215ZM217 182H219V181H217ZM219 182V183H220ZM221 182V183H222ZM226 182H228L229 184H226ZM232 182L233 183H231V184H233L234 185V182L235 181H233L232 180ZM237 182V181H236ZM252 182V183H253ZM261 182V183H260ZM19 183V185H20V182H18ZM40 182H38V184H39ZM48 183V182H47ZM45 184V185H48V184ZM56 182L54 181V184H55ZM64 182H62V184L63 185H65V186H67L66 188H67V190L65 189V191H69V192H71L70 194L72 195V191H70V189L68 190V187H69V184L68 185H66ZM74 183L72 184V185H74ZM77 183H79L78 185H77ZM200 184V185H202L201 183H203V186H202V188H201V186L200 185H198L197 187L194 185V184ZM246 183V182H245ZM260 183V184H259ZM51 183H49V186L50 187H48V189L50 188V190H47V188H46V190H47V192H46V194L48 193V191H51V187L53 188V191L52 192H54L55 191V189H54V186H53V184H52V186L50 185ZM70 184V186L72 187V185ZM117 184V185H118ZM230 184V186H225L226 187V189H227V187H229V189H231V187H233L232 185ZM238 184V183H237ZM259 184V185H258ZM263 184V185H262ZM17 185V184H16ZM45 185H43L42 187L43 188H45L44 186ZM56 185V184H55ZM61 184H59V183H57V187H56V189H59ZM62 185V186H63ZM113 186H114V188H117V191H119L118 190V186H116L115 184H112ZM217 185H218V183H217ZM239 185V186H240ZM246 185V184H245ZM14 186V185H13ZM35 186V187H36ZM39 186V185H38ZM38 186H37V188L36 189H38V191L39 192H43V188L42 187H40L41 186V183H40V186H39V188H38ZM98 186V185H97ZM100 186H101V184H100ZM212 186H213V188H215V189H213V190H211L212 189ZM236 185H234V187H235ZM247 186V185H246ZM245 186V187H246ZM260 186H262V188H260ZM20 187V186H19ZM34 187V188H35ZM74 187V186H73ZM105 187V186H104ZM120 187V186H119ZM210 187V188H209ZM240 187H242V188H244L243 186H240ZM240 187H238V185H237V187H235L234 189H236V190H238V189H240ZM248 187V186H247ZM18 188V187H17ZM21 188V187H20ZM75 189L74 190H76V187H74ZM102 188V187H101ZM110 188H112V187H110ZM121 188L122 187H120L119 189H120V192L122 191L121 190ZM124 188H122V189H124ZM189 188V189H188ZM221 188V189H220ZM260 188V189H259ZM40 189H42V190H40ZM64 190V187L62 188H60V190ZM98 189H99V187H98ZM97 189V190H98ZM130 189V188H129ZM193 189V190H194ZM220 189V190H219ZM233 188L231 189V190H233L234 191V193H232V194H236L237 192H235V190H234ZM246 190H248V191H252L253 189L254 190H256L255 188H252V190H251V187L250 188H245ZM250 189V190H249ZM264 189V188H263ZM262 189V190H263ZM15 190H16V188H15ZM27 190H29V189H27ZM32 190H34V189H32ZM32 190H29L30 192L29 193H31L32 192ZM45 189H44V192L46 191ZM60 190H59V192L57 191V193H60ZM62 190V191H63ZM101 190V189H100ZM192 190V191H193ZM194 190V191H195ZM215 190V191H214ZM262 190H260L261 192H258L257 193V191L255 192V193H257L258 195L260 194V193H264ZM37 191V194L39 193ZM111 191H112V189H111ZM124 191H125V189H124ZM123 191V192H124ZM191 191V192H192ZM233 191H231V192H233ZM241 191H242V189H241ZM244 191V190H243ZM243 191H242V193H243ZM246 192V191H244V192H246V194L248 193L249 194V192ZM42 192H41V194H42ZM56 192V191H55ZM69 192L67 193V194H69ZM131 192V193H130ZM238 192H240V190L238 191ZM253 192L254 191H252V193L251 194H253ZM26 193V192H25ZM34 195H35V193H36V191H35V193H34V191L32 192ZM51 193V192H50ZM50 193H48V195L50 194ZM57 193H54L56 196H57ZM94 193V192H93ZM116 193V192H115ZM114 193V194H115ZM119 193V192H118ZM118 193H116L115 195L117 196V194ZM197 193V192H196ZM198 193H199V191H198ZM216 193H217V191H216ZM8 194H10V193H8ZM45 194V195H46ZM69 194V195H70ZM107 194V193H106ZM126 194V193H125ZM129 194H128V197H129ZM218 194V193H217ZM216 194V195H217ZM245 194V195H246ZM40 195V194H39ZM39 195H38V197H37V199L39 198ZM51 195V194H50ZM60 195V194H59ZM62 195V194H61ZM85 195H87V196H85ZM119 195H121L120 193H119ZM118 195V196H119ZM124 195V193H122V196ZM130 195V196H131ZM200 195H202V192H201V194ZM215 195V196H216ZM231 195V194H230ZM244 194H241V196H244L245 197V202H249V200H251V199H246V197H247V195L245 196ZM254 195V194H253ZM256 195V194H255ZM261 195V194H260ZM259 195V196H260ZM264 195V194H263ZM26 196H28V195H26ZM33 196V195H32ZM32 196H31V199H33L32 198ZM107 196H109V195H107ZM116 196H114V197H116ZM126 196H127V194H126ZM188 196H191L192 198H190L191 199V201H192V203H193V201H194V204H192V203H187V201H185L186 200V198L188 197ZM208 196V195H207ZM210 196L211 195H209L208 197H209V199H210ZM218 197H220L219 196V194L217 195ZM235 196V195H234ZM234 196H232V197H234ZM258 196V197H259ZM12 197H14V196H12ZM30 197V196H29ZM41 197V196H40ZM52 197H54V196H52ZM60 197V196H59ZM64 197H66L65 199L67 200L68 199V202L67 201H65V199H62L61 198V200H64L65 201V203L67 202V205H71L72 204V202L70 203L69 201H70V199L69 198H71L72 200H73V202H75V200H74V196L73 197H69V196H64ZM81 197V196H80ZM96 197V196H95ZM127 197V198H128ZM173 197V198H172ZM199 197V196H198ZM206 197V196H205ZM214 197V196H213ZM213 197H212V201H216V200H213ZM225 197V196H224ZM231 196H229V198H230ZM248 197H250L249 195H248ZM247 197V198H248ZM262 197V196H261ZM260 197V198H261ZM27 198V197H26ZM98 198V197H97ZM124 197H122V198H120L121 200L123 199ZM189 198V197H188ZM187 198V199H188ZM215 198V197H214ZM226 198V197H225ZM240 198V197H239ZM238 198V199H239ZM243 198V197H242ZM58 199H60V198H58ZM76 199V198H75ZM81 199V198H80ZM84 199H83V201H82V205L83 204H85V203H87V202H85V203H83L84 202ZM90 199V198H89ZM125 199V198H124ZM122 200V203H123V201H125V200ZM170 199H173L172 201L170 200ZM232 199V198H231ZM234 199H235V197H234ZM233 199V201H231V202H234L235 204H236V200H238L237 199V197H236V200H234ZM264 199V198H263ZM26 200H28V199H26ZM34 200H35V198H34ZM71 200V201H72ZM98 200V199H97ZM97 200H96V202H97ZM110 200V199H109ZM112 200V199H111ZM110 200V201H111ZM120 200V201H121ZM128 200V199H127ZM170 200V201H169ZM246 200H248V201H246ZM253 200V199H252ZM24 201V200H23ZM38 201H40V202H43L42 201V199L41 200H39L38 199ZM56 201V200H55ZM63 201V202H64ZM80 200H79V198H77V202H79ZM88 201V200H87ZM91 201V200H90ZM99 201V200H98ZM108 201V200H107ZM116 202H117V200H115ZM184 201H185V203H184ZM190 201V202H191ZM196 201H198V205H196L195 204V202ZM230 201V200H229ZM254 201V200H253ZM253 201H250L251 202V205L253 206L254 204H256V205H259V203L260 202H258V200H257V202L256 201H254L255 203L254 204H252V202ZM260 201V200H259ZM14 202H15V204H14ZM26 202H28V201H26ZM29 202H31V201H29ZM35 202H37V201H35ZM74 203L73 205L75 206H77V204L78 203ZM89 202V201H88ZM113 202V201H112ZM119 202V201H118ZM213 202V204H216V203H218V202H216V203H214ZM237 202H240L239 204H242V203H244V202H242V200H239V201H237ZM17 203V204H16ZM34 203V202H33ZM79 203H81V202H79ZM91 203V202H90ZM90 203H89V206H88V204L86 205V206H88L87 207V211L88 210H90V207H91V210H92V208H93V210H94V208H95V206L93 207V206H91V205H93L95 202H94V200H93V203H91V205H90ZM121 203V204H122ZM211 203V202H210ZM210 203H207V204H209L210 205ZM220 203V202H219ZM225 203H228V202H225ZM230 203V202H229ZM233 203V204H234ZM35 204V203H34ZM40 204V203H39ZM64 204V203H63ZM63 204H61L62 206L61 207H63ZM96 204V206H97V204H98V202L97 203H95ZM94 204V205H95ZM100 204V203H99ZM98 204V205H99ZM113 204V203H112ZM111 204V205H112ZM124 204V203H123ZM130 204V203H129ZM238 203H237V205H235V207L236 206H238L239 205ZM263 204H264V201H263ZM21 205V204H20ZM80 206L81 207V209H82V207H84L85 208V206ZM110 205V206H111ZM217 205V204H216ZM223 205L222 203L221 204H219L218 205V207L217 206H214L213 205V207L215 208V207H217V208H219V207H221V206ZM229 205V204H228ZM247 205V204H246ZM250 205V206H251ZM260 205H261V203H260ZM14 206V207H15ZM24 206V204L22 205V207ZM31 206H33V207H35V205H31ZM37 206H39L38 205V202H37ZM64 206H65V204H64ZM73 206V208L75 209V207ZM114 206V205H113ZM118 206V205H117ZM128 207H129V205H127ZM199 206V207H198ZM226 206V205H225ZM230 206L232 207V206H234V205H231V203H230ZM244 206V205H243ZM242 206V207H243ZM251 206V207H252ZM262 206V205H261ZM261 206H260V209H258V207L256 206V208L258 209V211H257V213L254 211V206L251 208L253 211H254V213H256L257 215H259V214H261L260 215V217H262V216H264V214L262 215V213L263 212H260V211H264V210H262L263 209V207H262V209H261ZM17 207V206H16ZM70 207H72V205L70 206ZM69 207V209H70V211H71V208ZM98 207V206H97ZM100 207V206H99ZM98 207V208H99ZM124 207V206H123ZM213 207H211L212 209H213ZM230 207V208H231ZM244 207H247V206H244ZM19 208V207H18ZM18 208H16V209H18ZM36 208V207H35ZM34 208V209H35ZM40 208V207H39ZM43 208V207H42ZM65 208H66V206H65ZM72 208V209H73ZM83 208V210H80L81 212H79L80 213V215L82 216V211H83V214H84V210L86 209H84ZM89 208V209H88ZM113 208H115V207H113ZM129 208H131V207H129ZM210 207H209V209H211ZM227 208H229V207H227ZM234 208V207H233ZM241 208V207H240ZM240 208H237V209H239L240 210ZM249 208V207H248ZM34 209H32V210H34ZM37 209V208H36ZM36 209H35V211L34 212H36ZM49 209H50V207H49ZM68 208H67V210H69ZM73 209V210H74ZM77 210H78V208H76ZM111 208H109L108 210H110ZM124 209H126V208H124ZM128 209V208H127ZM131 209H134V207L133 208H131ZM137 209H135L136 211H137ZM209 209H207V210H209ZM211 209V211H213ZM243 209V210H242ZM241 210L242 211H238V213L237 214H241V216H243L242 215V213L243 212H246L247 213V211H244V208H242ZM246 209V208H245ZM31 210V209H30ZM39 210V209H38ZM58 211H59V209H57ZM66 210V209H65ZM77 210H75V211H77ZM90 210V211H91ZM93 210H92V212H93ZM96 210V209H95ZM95 210H94V212H95ZM99 209H97V213H99V211H98ZM114 210V209H113ZM129 210V209H128ZM216 211H217V209H215ZM213 211L214 212V215L213 216H215V214H216V211ZM221 210V212H224V213H226V212H229V209H226V207H224V210L226 211H224L223 210V208H221L220 209ZM223 210V211H222ZM234 210H236V208H234ZM234 210H233V212H234ZM246 210H248L249 211V209H246ZM256 210V209H255ZM260 210V211H259ZM14 211H15V209H14ZM18 211V210H17ZM43 211V210H42ZM49 211V210H48ZM47 211V212H48ZM86 211V210H85ZM110 211H112V210H110ZM131 211V210H130ZM130 211H128V213L127 214H129V212ZM211 211H208L209 213H212L213 214V212H211ZM28 212V211H27ZM30 212V211H29ZM39 212V213H38ZM46 212V213H47ZM55 212V211H54ZM77 212V214H76V212L74 213V211H73V215H75L76 214V216L79 214ZM92 212H90V213H92ZM236 212V211H235ZM242 212V213H241ZM259 212V213H258ZM30 213H32V212H30ZM43 213H45V212H43ZM45 213V215H47ZM51 214H52V212H50ZM57 213V216H58V212H56ZM60 213H61V210H60ZM59 213V214H60ZM87 213V212H86ZM96 213V212H95ZM104 213V215H102V216H105L106 214ZM119 213H122V212H119ZM220 213V212H219ZM232 213V212H231ZM250 213V212H249ZM8 214V215H9ZM13 214H14V212H13ZM17 214V216L16 217H20V216H22L21 214L19 215L18 213H16ZM40 214V211H37V214L35 213V215H39ZM71 214H72V212H71ZM138 214H140V215H138ZM201 214H203V215H201ZM230 214V213H229ZM229 214L227 215V216H229ZM234 213H232L231 215H233ZM252 214V213H251ZM25 215V214H24ZM45 216L44 214H41V215H39V217H41V216ZM52 215H54V214H52ZM68 215H69V213H68ZM68 215H66L67 216V218L64 216V218H62V216H63V214L62 215H59V217L60 218H62V221H63V219H68V217L70 218L71 216H68ZM125 215V216H124ZM137 215H138V217H137ZM249 215V214H248ZM248 215H246V216H248ZM253 215V214H252ZM10 216V215H9ZM12 216V218H14L13 217V215H11ZM11 216H10V218H11ZM14 216H15V214H14ZM26 216V215H25ZM33 216V215H32ZM42 216V217H43ZM51 216V215H50ZM85 218H84V220L88 217L87 216V214H85ZM101 216V217H102ZM114 216V217H113ZM132 216H135V217H132ZM141 216L143 217V218H145V220H147V224H143V222L141 223L140 222V220H142V218H141ZM218 216V215H217ZM217 216H216V219H217ZM220 216H221V214H220ZM225 216V215H224ZM223 216V217H224ZM239 217H241L240 215H238ZM246 216H244L243 218L244 219H247L246 218ZM254 216H256V215H254ZM27 217V216H26ZM38 217V216H37ZM37 217H35V218H37ZM53 217V216H52ZM94 216H92V218H93ZM106 217L108 218V216L106 215ZM105 217V218H106ZM125 217V218H124ZM131 217V218H130ZM207 217V218H208ZM219 217V216H218ZM233 217L234 218H236L235 217V214L233 215ZM233 217H231L232 219L230 220V221H232L234 218ZM249 217H251V215L249 216ZM248 217V218H249ZM260 217H259V220H260V222H261V224H262V219H260ZM10 218L9 219H7V218H5V219H7V220H10ZM74 218V217H73ZM73 218H71L72 219V221H73ZM92 218H90L91 220H92V223H93V220L94 219H92ZM95 218V217H94ZM106 218V219H107ZM132 218H134V219H132ZM137 218V219H136ZM140 220H139V219ZM208 218V219H209ZM253 218V217H252ZM254 218H257V217H254ZM262 218H264V217H262ZM15 219H17V218H15ZM27 219V218H26ZM53 219V218H52ZM51 219V220H52ZM74 219H76V221H77V217H75ZM88 219V218H87ZM97 219H99V218H97ZM97 219H95V221L97 220ZM103 219V218H102ZM105 219V220H106ZM126 219V220H125ZM215 219V220H216ZM219 219H221V217L220 218H218V220ZM224 219V218H223ZM225 219H228V218H225ZM224 219V222L226 221H228V220H225ZM230 219V218H229ZM249 219H251V218H249ZM24 220V221H23ZM28 220V219H27ZM29 220H31V218H29ZM47 220H48V218H47ZM61 220V219H60ZM89 220V219H88ZM88 220H87V222H88ZM144 220V219H143ZM142 220V221H143ZM145 220H144V222H145ZM202 220H203V218H202ZM214 220V219H213ZM212 220V221H213ZM214 220V221H215ZM218 220H216V222H218ZM237 220H239L238 219V217H237ZM252 220V219H251ZM250 220V221H251ZM256 220H258V218L257 219H255V223H256ZM13 221H14V219H13ZM46 221V220H45ZM58 222H59V220H57ZM69 221H71L70 219H69ZM68 221V222H69ZM69 222V224L67 223V224H65L66 226L64 227V225L61 223V222H59V223H61L62 224V227H64V228H66L67 229V227H69L70 226V224L71 225H73L72 227L75 229V227L77 226L76 224H75V227H74V224H72V223H74V222ZM82 221H83V219H82ZM86 221V220H85ZM100 221V220H99ZM98 220H97V222H99ZM103 222H105L104 220H102ZM102 221H100V222H102ZM108 221V223H109V221H110V217H109V219L107 220ZM122 221H123V225H122ZM213 221V223L215 224V222ZM243 221V223H244V221L245 220H242ZM247 221H248V219H247ZM249 221V222H250ZM10 222H12V221H10ZM9 222V224H11ZM44 222V221H43ZM53 222V221H52ZM58 222H56L54 225H57L58 226ZM64 222V221H63ZM65 222H67V220H65ZM64 222V223H65ZM78 222V221H77ZM79 222H80V220H79ZM100 222H99V224H100ZM202 222V221H201ZM223 222V221H222ZM223 222V223H224ZM233 222H235V221H233ZM248 222V223H249ZM14 223V222H13ZM96 223V222H95ZM94 223V224H95ZM198 223V224H197ZM221 223V222H220ZM223 223H221L220 225H222ZM231 223V222H230ZM241 223V222H240ZM243 223H241V224H243ZM257 223H258V221H257ZM14 224H16V223H14ZM13 224V225H14ZM43 224V225H42ZM46 224H47V222H46ZM45 224V225H46ZM47 224V225H48ZM79 224V223H78ZM87 224H89V222L87 223ZM97 224V223H96ZM98 224V225H99ZM128 224V225H127ZM213 224V226H215L216 224H218L219 225V223H216L215 225ZM232 224V223H231ZM231 224H229V225H231ZM235 224H239V223H235ZM235 224H232L231 226H234ZM246 224V223H245ZM249 224H251V223H249ZM263 224H264V222H263ZM20 225H21V223H20ZM19 225V226H20ZM82 225V224H81ZM85 225V224H84ZM98 225H95V226H98ZM101 225H102V223H101ZM113 225H111V226H113ZM127 225V226H126ZM135 225H137L136 226V228H134L135 227ZM211 225V224H210ZM219 225V226H220ZM225 226L226 225H228V223H225L224 224ZM229 225H228V227H229ZM248 225V224H247ZM11 226V225H10ZM10 226H8V227H10ZM16 226H17V224H16ZM22 226L24 227V225L22 224ZM21 226V227H22ZM37 226H38V228H37ZM60 226V228H62L61 227V225H59ZM79 226V225H78ZM88 226V225H87ZM103 226V225H102ZM101 226V227H102ZM105 226H106V224H105ZM212 226V225H211ZM219 226H218V229H217V231L219 230ZM259 226V225H258ZM257 226V227H258ZM263 225H260V227H258V229H260V230H262L263 228H261ZM11 227H14V226H11ZM23 227H22V229L20 228V229H18L19 231L20 230H23ZM26 227V226H25ZM24 227V228H25ZM43 227V229L45 230H43L42 229V231H40V229ZM71 227V226H70ZM92 227H94V226H92ZM100 227V228H101ZM117 227H119L118 229H117ZM215 227H217V226H215ZM237 227V226H236ZM236 227H233V228H231L230 227V229L229 230H231V229H236L237 230V228ZM251 227V226H250ZM253 227V226H252ZM6 228H7V226H6ZM56 228V229H55ZM59 228V227H58ZM82 228V227H81ZM85 228V227H84ZM107 228V227H106ZM110 228V227H109ZM108 228V229H109ZM111 228H113V227H111ZM225 228V227H224ZM223 227H222V229H221V227H220V229L221 230H223L224 229ZM227 228V227H226ZM241 228V227H240ZM255 228V227H254ZM26 230H27V227L25 228ZM24 229V230H25ZM204 229V230H203ZM214 228H212V230H213ZM238 229H239V227H238ZM256 229V228H255ZM10 230H12V228L10 229ZM15 230H17V229H15ZM63 232H61V231ZM78 230H79V228H78ZM81 230V229H80ZM89 230V229H88ZM104 229H102V231H103ZM104 230V231H105ZM215 230V229H214ZM228 230V229H227ZM228 230V231H229ZM242 230H243V227H242ZM241 230V231H242ZM257 230V229H256ZM31 231V232H32ZM40 231V232H39ZM44 231V232H43ZM60 231V232H59ZM82 231H84L83 230V228H82ZM91 231V230H90ZM113 231V230H112ZM224 231V230H223ZM226 231V230H225ZM224 231V232H225ZM239 231V230H238ZM240 231V232H241ZM263 231V230H262ZM29 232V231H28ZM28 232H26V233H28ZM33 232V233H34ZM72 232H73V230H72ZM118 232V231H117ZM116 232V233H117ZM123 232V233H124ZM222 232V231H221ZM227 232V231H226ZM226 232H225V234H221V235H226ZM231 232V234H232V230L230 231ZM260 232V231H259ZM18 233V232H17ZM16 233V234H17ZM30 233V232H29ZM50 233V234H49ZM52 233V234H51ZM79 233H81V232H79L78 231V235H80V236H76V237H78V238H82V236L83 235H81V234H79ZM91 233H93V232H91ZM104 233V232H103ZM113 233H114V231H113ZM264 233V232H263ZM263 233H261V234H263ZM24 234H25V232H24ZM31 234V233H30ZM77 234H75V235H77ZM85 234V233H84ZM100 234V233H99ZM117 234H120V233H117ZM126 234H125V237H126ZM212 234V235H211ZM229 234V233H228ZM247 234V233H246ZM252 234H254L255 235V233H252ZM18 235H21V233L19 232L18 233ZM28 235V234H27ZM51 235H53V236H51ZM71 235V236H70ZM88 236H89V234H87ZM121 235V234H120ZM243 235L245 236V234L243 233ZM248 235V237L251 239H249V241L250 242H252V244L250 243L249 245H255V242H257L258 241V237H260V236H254L253 235V239L251 238L252 236L250 235V234H247ZM257 235H258V233H257ZM74 236V235H73ZM72 236V237H73ZM86 236V235H85ZM87 236V237H88ZM124 236V235H123ZM219 236V237H218ZM231 236V235H230ZM30 237V236H29ZM31 237H32V235H31ZM30 237V238H31ZM76 237H73L74 239L76 238ZM111 237H113V236H111ZM118 237H120V236H118ZM217 237L218 239H219V241L221 242V241H223L226 245L225 246H227L226 247V249H225V251L224 252H218V250H217V252H215L212 248H214L213 246H219V245H221V244H223V243H217V244H219V245H217L216 243L213 245L212 244V247H211V249L208 247V244L206 245V246H204V243H208V241H210L211 243H212V241H216V239L215 238ZM229 237V236H228ZM234 237H236V238H238L237 239V241H239L238 243H237V241H236V239H234ZM257 237V238H256ZM33 239H34V237H32ZM77 238V240L79 241V239ZM85 238V240L86 239H89V238H86V237H84ZM115 238H116V236H115ZM224 238V237H223ZM227 238V237H226ZM244 238H246V240L248 239L247 237H244ZM254 238H255V240H254ZM22 239V238H21ZM125 239V238H124ZM126 239H128V237L126 238ZM225 239V238H224ZM76 240V241H77ZM130 240V239H129ZM127 241V242H130V241ZM131 240H132V238H131ZM228 240V241H229ZM245 240V239H244ZM254 240V241H253ZM78 241H77V243H78ZM125 241V240H124ZM133 240H132V243L134 242ZM229 241V242H230ZM80 243H81V241H79ZM83 242H84V240H83ZM82 242V244H84ZM89 242V241H88ZM127 242H125V243H127ZM216 242H218V241H216ZM243 242V241H242ZM254 242V243H253ZM259 242V241H258ZM44 243H45V246H44ZM79 243V244H80ZM116 243V242H115ZM124 243V245H126ZM234 243V242H233ZM80 245V246H83V245ZM71 245V246H70ZM78 245V244H77ZM88 245V243L86 244V241H85V244H84V247H83V249L84 248H86V246ZM114 245V246H113ZM127 245H128V243H127ZM210 245V244H209ZM233 245V244H232ZM237 245L240 247V245H241V248H239V249H237ZM249 245L247 244V246H246V248H249ZM45 248H44V247ZM70 246V248H69V250L67 249L68 247ZM79 246V245H78ZM78 246H76V247H78ZM79 246V247H80ZM119 246H116V247H119ZM225 246H223V247H225ZM76 247H74V248H76ZM115 247V248H116ZM208 247V248H207ZM220 247V246H219ZM222 246H221V249H219V251L220 250H222V248H223ZM234 247H236L235 248V253H236V255H237V257L234 255L235 253H234ZM251 247V246H250ZM40 248V249H39ZM82 248V247H81ZM81 248H79V249H77V250H79V251H84L83 249H81ZM107 248H106V251H108L107 250ZM245 248V247H244ZM245 248V249H246ZM81 249V250H80ZM214 249H218V248H214ZM224 249V248H223ZM243 250V252H245V253H247V252H249V254H245V256H247V257H245L244 259H248V257H249V255H256V254H258V253H256L255 254V252H250L249 250ZM250 249V248H249ZM41 250V251H40ZM211 250V251H210ZM239 250V251H238ZM262 250H264V249H262ZM37 251H39L38 253H37ZM57 251V250H56ZM55 251V252H56ZM86 251V250H85ZM91 251V250H90ZM247 251V252H246ZM52 253L50 254V252L48 251V256L49 255H51L52 256V254H54L55 255V252H54V250L53 251H51ZM54 252V253H53ZM59 251H57V253H58ZM108 252H110V251H108ZM86 253H87V251H86ZM85 253V254H86ZM250 253H254V254H250ZM264 253V252H263ZM59 254H60V252H59ZM74 253H73V255H75ZM81 254V253H80ZM83 254H84V252H83ZM84 254V255H85ZM243 254V253H242ZM53 255V256H54ZM72 255V256H73ZM115 255L117 256H119V257H115ZM121 255V256H120ZM232 255H234L235 257H233ZM241 255V254H240ZM261 254H259V260L260 261H264V259L262 260L260 257ZM262 255H264V254H262ZM56 256H58V255H56ZM79 256L81 257L80 259H79ZM231 256V257H230ZM257 256L258 255H256L255 257H251L253 260L254 259H256L257 258ZM46 257V256H45ZM50 257V256H49ZM61 257L59 258V256L58 257H55L56 259L57 258H59V259H61ZM76 257H78V258H76ZM85 257V256H84ZM232 257L234 258L233 260H234V262H233V260H232ZM243 257H244V254H243ZM72 258H74V259H72ZM77 260H79L78 262H76L75 263V260L76 259ZM231 258V259H230ZM235 258H237V260L235 261ZM240 258H242V257H240ZM55 259V260H56ZM59 259H57V260H59ZM61 259V260H62ZM82 259H84V260H82ZM250 259V258H249ZM249 259L248 260H244V261H242V259L240 260V261H242V262H240V263H238V264H257V263H259L260 261L259 260H250L249 261ZM44 260V261H43ZM53 260V259H52ZM51 260V261H52ZM230 260L232 261V262H230ZM60 261V260H59ZM58 261V262H59ZM248 261V262H247ZM44 262V263H43ZM61 262V261H60ZM255 262V263H254ZM257 262V263H256ZM261 263V262H260ZM262 263H264V262H262ZM47 264H49V263H47ZM50 264H54L53 262L52 263H50ZM61 264V263H60Z\"/></svg>", "mask_w": 264, "mask_h": 264}]
</instances>
